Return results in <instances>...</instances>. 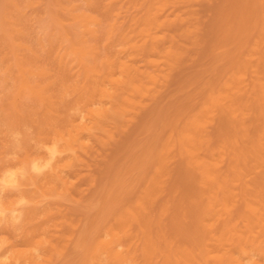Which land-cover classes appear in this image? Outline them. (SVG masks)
I'll list each match as a JSON object with an SVG mask.
<instances>
[{"label":"rangeland","instance_id":"1","mask_svg":"<svg viewBox=\"0 0 264 264\" xmlns=\"http://www.w3.org/2000/svg\"><path fill=\"white\" fill-rule=\"evenodd\" d=\"M229 1H231V2H229ZM259 1H260V3H259ZM211 2H210V0H0V85H3V86H0V100L1 101L3 100L2 102H0V106H1L0 107V110H1V112H0V121H1L0 127L2 128L3 125L5 126V127L3 126L4 130H1V128H0V139H1V141L3 140L5 142L4 143L2 141L3 142L2 143L0 141V147H1L0 148V153H1L0 159L2 158L0 160V171H2V172H0V176H1L0 177V197H1L0 198V230L2 229V231H0V237L2 236L0 238V260H2V258L3 259L5 258L4 261L2 260L3 264H17L19 262V260H22V261H20L21 264H25V263L26 264H30V263L31 264H46V262L48 264H54V263L55 264H73V262L75 260H76V262H74V264L75 263H77V264H102V263L106 264V259L109 260V258H110V260L108 261L109 264H117V263L122 264V262H120L121 260L123 261V264H134L135 262L136 263L138 262V264L139 263L140 264H143V263L146 264V262H148L147 264H165V263L168 264L170 262H171L170 264H174V262H175V264L176 263L177 264H180V263L181 264H184V263L185 264H196V262L199 260H200L199 261L200 264H211L212 262H213V264H221L222 261L224 264V261L226 262V260L228 262H226L225 264H237V263L238 264H246V263L249 264L250 262H252V260H253V262L250 264H262V262H264V260L261 262V260L264 258V256H263V254H264V252H263L264 251V243H263L264 242V240H263L264 236H262V234L264 235V231L260 232V230H264V228H263L264 227V220H263L264 219L263 218L264 217V213H263V211H264V202H263L264 201V198H263L264 197V192H263L264 191V181L261 182L262 180H264V179H262V177L264 176V167H262V165H264V161L261 162V160H264L263 159L264 158V156H263L264 145L261 144L262 142H264V131L262 130V129H264V124H263L264 119L262 118V117H264L263 116L264 113H263V115L261 114L262 112H264V110L259 109L260 106L258 105V104H260V105L262 104L263 107L262 106L261 107L264 109V105H263L264 101L261 100L262 97L264 100V96L262 95L264 93V91L262 92V90H264V88H262V87H264V81H263L264 77H263V80L260 77L262 81H259L260 79H258V81L260 83L259 82L254 83V80L256 82V79L259 78V77L255 78V73H256V76H261L264 72L263 71L264 69L262 68V65H263L262 63H264V61H262L264 59V49H263L264 48L263 47L264 46V23H263L264 22L263 21L264 20V13H261L264 11V9H263L264 8V0H255V2H254V0H215V1L213 0ZM214 3L215 4L218 3L217 4L218 6L215 5ZM258 4H260V5H258ZM212 6L213 7L215 6L214 10H213ZM251 6L253 8L255 7V9H253ZM259 6H261L263 8L261 9V7L259 8ZM232 7L235 9H233ZM216 12H217V14H216ZM250 12H252L253 14ZM254 12L257 14H255ZM223 14H225V15L223 16ZM218 15H219V17H218ZM232 15H235V16L232 17ZM252 15H253V17H252ZM254 15L255 16L257 15V16L255 17ZM47 16H49V17H47ZM192 16H194V17H192ZM197 18H198V20H197ZM226 18H228V19H226ZM233 18H234V20H233ZM171 19H173V20H171ZM259 19H261V20H259ZM187 21H189V22H187ZM231 21H232V24L230 23ZM254 22L256 24H253ZM211 23H212V25H211ZM250 23H252V24H250ZM255 25H258V26L261 25L262 27L261 26L258 27ZM167 26H168V28H167ZM211 26H212V28H211ZM250 26H251V28H250ZM252 27L254 28V31L256 29L255 32L252 30L253 29ZM29 28H31V29H29ZM137 28H139V29H137ZM44 29H46V30H44ZM224 29L226 31H228L229 33L228 32L226 33ZM210 31H211V34H213L212 36L210 34ZM258 31H259V33H258ZM135 33H136V35H134ZM196 33H197V35H196ZM230 33H231V36H230ZM254 34H256V35H254ZM154 36H156V37H154ZM208 37H209V39H208ZM232 37H233L234 41L232 40ZM23 38H25V39H23ZM58 38H61V39H58ZM246 38L248 40L247 41L248 45L246 44V40H245ZM38 40H40V41H38ZM48 40H50L49 43H48ZM157 40H159V41H157ZM168 40H170V41H168ZM174 40H176L175 41L176 43L173 42ZM209 40H210V42H209ZM51 41H52V43H50ZM226 41H228L230 43H228ZM251 41H252V43H250ZM254 41H256V42H254ZM39 42H40V44H39ZM163 42H165L166 44L163 45ZM233 43H235L234 46H233ZM255 44L257 47L255 46ZM32 45H33V47H32ZM53 45H56V46H53ZM157 45L159 47H162V49L164 50V52L166 54L164 56V53L163 54L161 53V57H159L160 59L158 58L160 60V62H158V60L155 59L156 56H154V53L152 52L153 48L157 47ZM161 45H163V46H161ZM165 45H166V47H164ZM176 45H178V48ZM220 45H222V47ZM229 45H231V46H229ZM250 45H252L253 47L250 48L251 47ZM46 46L48 49L46 48ZM240 46H241V48H239ZM52 47H54L56 49H54ZM172 48L174 50H177V52L174 51ZM212 48H216V50H213ZM72 49H73V51H72ZM254 49L256 50V52ZM59 51H60V53H59ZM167 51L170 53H168ZM178 51H181V52L178 53ZM148 52H150V53L147 56L146 54ZM172 52H173V54H172ZM174 52H175V54L178 53L177 55L179 57H183V58H179L178 56H176L174 54ZM204 52H207V53H204ZM151 53H152V55H151ZM180 53L182 55H180ZM208 53H209V55H207ZM240 53H242V54L240 55ZM203 54H205L204 55L205 57L203 56ZM210 54H212V55H210ZM221 54H222V56H221ZM191 55H192V57H191ZM206 55H207V57H206ZM185 56H186V58H184ZM189 56L191 57V59ZM203 58H205V59L208 58V59L205 60ZM179 59H181V61H179ZM161 60H163V62ZM168 60H170V61H168ZM190 60H192V61H190ZM167 61H168V63L174 62L175 64L171 63V64H169L170 65L169 66V65H167L168 64ZM184 61H187V62H184ZM154 62H156V64H154ZM181 63H182V65H181ZM260 63H261V67L259 66ZM97 64H99V65L97 66ZM146 65L148 66L147 68H146ZM174 65H176V66H174ZM195 65H197V67ZM215 65H216V67H215ZM256 65H257V67L258 66L259 67L258 68L255 67ZM154 66L155 67L159 66V67L157 69ZM194 66H195V68H194ZM127 67L129 68L130 71L128 70ZM171 67L172 68L174 67V69H172ZM211 67H213V68H211ZM226 68L228 69V71ZM241 69L242 70L244 69V70L241 71ZM260 69H263V70H260ZM148 70H150V71H148ZM209 70H211V72L208 74ZM223 70H225L228 73L226 75L223 74L222 72L226 73ZM255 70H256V72H255ZM245 71H246V73H243ZM125 72H127V73H125ZM217 72H221V73H217ZM235 72L238 74H236ZM257 72L260 73L261 75L260 74L257 75ZM55 73H57V75ZM212 73H213V75H212ZM54 74L56 76H58V78ZM117 74H119V75H117ZM220 74H222L221 77L223 76L222 77L223 79L220 78ZM230 74L231 75L233 74L232 75L233 77L235 75L236 76L238 75L237 78L242 77V79H244L246 82L242 79L241 80L236 79V77L233 78ZM207 75H209V76L207 79H205ZM218 75H219V77H216ZM125 76H126V78H125ZM202 77H204V78H202ZM209 77L211 80L209 79ZM211 77L212 78L216 77V79H218L221 83L218 81L220 83L219 84L216 79L213 80ZM226 79L231 81V83H233V82H235V80H237L234 83L236 85V87H235V85H233V84L231 85V83H228L229 81L226 82ZM6 80L8 81L7 83H6ZM203 80H206V81H203ZM222 81L224 84L222 83ZM240 81H241V83H240ZM2 82H4V83H2ZM201 82L203 83V85L201 84ZM237 82H238V84H236ZM261 82H263V86L261 85L262 84ZM30 83H32V84H30ZM135 83H136V85H135ZM206 83H209V85ZM239 83H240V85H239ZM33 84L36 87H34ZM224 85H225V87H223ZM243 85L244 86L246 85V87L249 88V90H246L247 88L244 87ZM8 86H9L10 90H9ZM61 86H62V88H60ZM230 86H232V87H230ZM233 86H234V88H233ZM240 86L244 87V89H242ZM4 87H6V89ZM51 87H53V88H51ZM206 87H207V89H206ZM216 87H217V90H216ZM238 87H240V89ZM225 88L228 91L225 90ZM235 88H238L237 91ZM258 88L261 89V91H260L261 93L260 92L259 93L262 95V97L258 93V95H260L259 97L261 99L258 98V95H257ZM204 89H205V91L207 90L206 92H208V90H209V92H208L209 96L213 95V98L214 97H216V98L211 99V97H209L207 93L206 94L204 93L205 92ZM219 89L222 91L223 90L227 91V92L222 93L221 91H219ZM230 89H232V92L234 91L233 95H230L231 94V92L229 91ZM50 90L53 91V93ZM115 90H116V92H115ZM199 90H200V92H199ZM32 91L36 92V94L34 92H33L34 93L33 94ZM59 91H61L62 93ZM50 92H51V94H49ZM211 92H213V93H211ZM227 93L230 96L227 95ZM200 94H201V96H200ZM35 95H38V96H35ZM49 95L51 96V98ZM222 95H224V96H222ZM225 95H226V98L229 96L227 100H225ZM203 96H205V97H203ZM221 96H222V98L224 97L223 100H222ZM52 97H54V98H52ZM198 97H203V98H198ZM218 97H220V98H218ZM92 98H93V100H92ZM53 99H54V101H53ZM207 100H208V103H205V102H207ZM213 100H215V102ZM257 100H261V101H259L257 103ZM14 101H16V102L13 105ZM35 101H37V102H35ZM218 101H219V105L217 107ZM4 102H5V105H4ZM194 102H196V103L194 104ZM233 102L236 104V106L238 108L235 107V104ZM35 103H38V104H35ZM202 103L203 104L205 103L204 107L201 106ZM229 103H232L231 104L232 106L234 104V107H232V106H230L232 108L228 107V105H230ZM255 103H256L257 107L259 106L258 109L256 107L258 112L254 108ZM23 104L26 107H23ZM34 104L38 107L40 105L39 108L44 107L41 105H46V107H47V105L50 106L51 107V111H50L51 116L48 115L49 110H50L49 107H47L49 109H47V108L41 109V110H43L42 111L43 114H42L40 109L38 107H35ZM57 104H58V106H57ZM196 104H198V105H196ZM10 105H12V106H10ZM71 105L73 108L71 107ZM186 105L188 107L192 106V108H188ZM6 106L10 107V109L7 108ZM239 106L241 107V109H239ZM246 106H247V108H245ZM20 107H21V110H19ZM92 107H93V109H92ZM211 107H213V108H211ZM249 107H251V108L249 109ZM252 107L254 108L255 111H253ZM16 108H18V110ZM22 108H24V109L26 108V109L22 110ZM28 108L30 109V112H29ZM53 108H55L56 110ZM187 108L190 110L186 111L185 109H187ZM234 108H237L236 112L234 111L235 110ZM242 108H243V112L246 111L245 113H243L241 111ZM5 109L8 111H6ZM206 109H208V110H206ZM212 109H214V110H212ZM228 109H229V111L232 109L230 113L228 112ZM247 109H248V111H247ZM260 110H262V111H260ZM18 111H20V112H18ZM23 111H24V113H23ZM46 111H48V112H46ZM56 111L59 113H57ZM61 111H63L64 113H62ZM129 111H130V113H127ZM239 111H240V113H239ZM16 112H17V114H15ZM199 112H201V115ZM82 113H84L85 115ZM174 113H175V115H174ZM186 113L189 115H187ZM203 113H205V114H203ZM206 113L208 116L206 115ZM237 113H239V114H237ZM19 114H22V115H19ZM24 114H25V118L23 120L22 116H24ZM33 114H35V116ZM69 114L71 115V117H69L70 116ZM213 114H214V116H213ZM13 115H15V116L19 115V116L15 117ZM43 115H46L47 117L43 116ZM55 115L57 117H54ZM190 115L192 116V118H190L191 117ZM204 115L207 116L206 119L203 118ZM257 115H260V116L262 115V116L259 117ZM4 116H6V117L9 116L8 117L9 119H7V118L5 119ZM40 116L41 117L43 116V117L41 118ZM194 116H196V117H194ZM197 116H198L199 120L197 119ZM1 117L3 118V120H6V121H2ZM12 117H14L13 118L14 120L12 119ZM44 117H46L47 120H49V119L50 120L49 121L44 120ZM199 117L203 118V120H201ZM21 118H22V120H21ZM71 118H73V119H71ZM187 118H189V120L195 118L197 120V125L195 126L196 128H194V126H191V127L188 126V128H187L188 131L193 132V134L192 133L190 134V132L187 131L188 134L191 137L195 136V137H192L193 141H194V149H193V152L188 155V156H190L192 154L191 157H187V155H184V157H185V159H184L183 155L179 152L177 140H173L172 136L174 135V133L177 132L176 128H178L182 122H184L185 120L187 122H189V120ZM16 119H18V120L16 121ZM33 119H34V121H31ZM68 119L73 120V122L71 120H68ZM10 120L12 121V123ZM29 120H30L31 124H33L32 122H35L34 125H31L29 123ZM52 120H54V121H52ZM174 120L177 123H172ZM208 120H210V121H208ZM22 121H23L24 127L26 125L28 126V128H27V126L25 127V130L27 129L28 131L27 130L24 131ZM44 121H46L49 126L46 125V122H44ZM126 121H128V123ZM202 121H203V123H202ZM37 122H39V123H37ZM210 122H211V124H210ZM57 123L59 124L60 127L56 126V125H58ZM68 123L71 125V127ZM75 123H76V125H75ZM105 124H106V126H105ZM173 124H174V126H173ZM206 124L211 125L212 128L210 127V129H209L208 128L209 125L207 126ZM10 125H11V127H10ZM38 125L39 126L41 125V126L39 127ZM50 125H52V126H50ZM66 125L69 127H67ZM177 125H178V127H176ZM187 125H189V124H187ZM200 125H201V128H200ZM42 126L46 127V128H43ZM54 126H56V127H54ZM63 126H65L67 129ZM168 126H171V127L168 128ZM203 126H204V129H202ZM158 127H160L161 129H159ZM197 127H199V128H197ZM9 128L13 129V131H11ZM56 128L57 129L59 128L62 133L59 131V129L56 130ZM61 128H64V129L61 130ZM207 128H208V130H207ZM68 129L69 130L73 129V130L69 131ZM19 130H20V132H22V130H23V133H20ZM67 130L69 133V134L67 133L68 136L64 135L65 133H63L65 131L67 132ZM108 130H110V131H108ZM165 130H166V132H165ZM192 130H194V131H192ZM197 130H198V132H197ZM39 131H40V133H39ZM111 131H113L114 133L112 132L113 134H111ZM261 131H263V132H261ZM3 132H5V133L3 134ZM6 132H8V133H6ZM54 132H55V134H53ZM201 132H204V133L202 134ZM258 132L262 133L263 136L262 135L260 136V134ZM43 133L46 136H44ZM57 133H59L60 135ZM171 133H172V135H171ZM2 134H3V136H2ZM13 134H15V135H13ZM26 134H28V136H25ZM34 134L35 135L38 134L39 136L38 135L34 136ZM47 134H49V135H47ZM56 134L59 136L58 138H56L57 136H54ZM196 134L198 135V137L199 136L200 137L198 138L196 136ZM204 134H207V135H204ZM163 135H164V137H163ZM14 136H15V138H13ZM48 136H51V138ZM53 136L55 137V139H53ZM140 136H142V137H140ZM201 136H205V137H201ZM208 136L211 139H209ZM259 136L262 138H259ZM16 137L19 138V140L16 139ZM32 137L34 139H32ZM36 137H38V138H36ZM60 137H62V138H60ZM153 137H155V138H153ZM39 138L41 139L42 144L43 143L47 144V145L43 144L44 148H43V145L40 143ZM165 138L167 139V142L168 141H170V142L167 143ZM252 138H253V140H252ZM213 139H216V140H213ZM249 139L252 141H255L256 143L255 142L252 143V141H249ZM257 139H259V140H257ZM260 139H262V141ZM49 140H50V142H49ZM154 140H156V142H154ZM201 140H203V141H201ZM51 141H53V142H51ZM198 141H199V143L200 142L201 143L199 144ZM219 141L221 144H219ZM163 142L165 143L164 145H162ZM195 142H196V144H198V146L200 145V147H197ZM17 143L20 144V146H18V148L16 147L17 145H19ZM28 143L31 146L28 145ZM157 143L159 145V149L160 150L162 149L161 150L162 153L166 154V152H168V151L173 152V155L170 156L171 159L164 160V163H161V165L159 164L160 166L159 165L155 166V158H154L155 154L154 153L156 151L160 152V150L158 149ZM217 143H218V145H217ZM7 144H9V145L6 146ZM34 144H35V146H34ZM48 144L50 146H48ZM93 144H96V145H93ZM204 144L208 145V146H205ZM255 144H257V147L255 146ZM2 145H3V147H2ZM21 146H23V148ZM170 146H171V149H170ZM222 146L225 149L222 148ZM248 146H250V147H248ZM253 146H255V147H253ZM259 147H262L263 149L259 148ZM24 148H25V150H24ZM199 148L201 151L204 150V152L206 149L209 148V151H208V153L207 152L202 153L201 151H199ZM202 148H205V149H202ZM211 148H213L215 150V152ZM248 148H249V150H248ZM257 148H259V150H261V152L262 151L263 152L261 153V152L257 151ZM4 149H6L7 151ZM195 149H197V151ZM218 149L223 151L222 152L223 154L221 153V151L220 152L217 151ZM12 150H14L13 153H16V154L11 153ZM4 151H6V152H4ZM16 151H18V152H16ZM26 151H27V154H26ZM224 151H225V153H224ZM39 152L41 153V155H43L42 158H41V155ZM36 153H37V155L38 154L39 155L37 156ZM43 153H46V154H43ZM197 153L199 154L200 158L196 156ZM227 153L230 155H227ZM256 153H258V154H256ZM8 154H9V156H6ZM22 154H24V157ZM33 154H35V155H33ZM193 154H195V155H193ZM214 154H215V157L218 155L219 156L214 158ZM221 154L222 155L226 154L227 157H226V155L221 156ZM260 154L262 156H258ZM27 155L29 156V159H28ZM30 155H33V157L36 156L39 159H37L35 157L31 158ZM146 155H147V157H146ZM205 155H207V156H205ZM257 156L261 157L262 159L257 158ZM3 157L4 158L6 157V159H3ZM14 157H15V160L17 158V160H16L17 162L15 160H13ZM44 157H46V158H44ZM192 157H195V158H192ZM223 157L226 158V162L224 161L225 159ZM8 158H9V161L7 160ZM188 158H190V159H188ZM220 158H221L222 162H220ZM192 159H194L195 162H193L194 160L192 161ZM203 159H206V161ZM188 160H189V163H188ZM201 160H202V162H201ZM10 161L13 164L9 163ZM18 161H19V163H18ZM36 161H37V164H36ZM20 162L22 164H20ZM196 162H198L197 165H196ZM145 163H147V164H145ZM193 163H195L194 164L195 166L193 165ZM209 163L212 164L214 167L213 166L211 167V165ZM215 163H216V166H215ZM17 164H18V166H17ZM219 164L222 165V167ZM224 164L226 167L224 166ZM1 166H3V167H1ZM196 166H197V170L195 169ZM199 166H200V168H199ZM202 166L204 168H202ZM257 166H259V167H257ZM6 167H8V168H6ZM148 167H149V170L146 169ZM207 167H208V169H207ZM3 168H4V170H3ZM13 168H14V170H13ZM154 168H155V170H153ZM215 168L220 169L221 172H218V169L216 170ZM201 169H202V172H201ZM60 170L61 171L63 170V171L61 172ZM189 170L192 173L193 172L194 173L191 174V172H189ZM208 170L210 171V173H207ZM132 171H133V173H132ZM187 171L189 172V176H188ZM214 171H216L218 174H216V172H214ZM63 172L65 173V175ZM148 172H149V174H148ZM161 172H163V173H161ZM230 172H231V174H230ZM220 173H222L223 176H221ZM234 173H236V174H234ZM74 174H76V175H74ZM77 174L80 176V178H78L79 176ZM143 174H144V176H143ZM157 174H160V175L162 174V175H161V177L160 176L157 177ZM195 174H197L199 176L198 177L196 175V177L198 179L197 181L199 184L194 183V182H196L195 181V179H196ZM200 174H202V175H200ZM243 174H245V175L243 176ZM97 175H99V176H97ZM127 175H128V177H126ZM155 175H156V177H155ZM238 175H240V177ZM72 176H74V177H72ZM75 176H76V178H75ZM92 176H94V177H92ZM191 176H194V179H190ZM205 176H206V179H205ZM207 176L209 177V179L212 180V182H211V180L208 179ZM225 176H227L228 179H227V177L225 179ZM65 177H66V179H65ZM99 177H100V179H99ZM148 177H149V179H148ZM187 177H189V179H187ZM214 177H215V179H214ZM217 177H218V179H217ZM220 177H221V179H220ZM222 177H224V181H223ZM231 177L233 180L231 179ZM234 177L236 180L234 179ZM237 177H238V179H237ZM244 177L246 180H244ZM141 179H142V181H141ZM106 180H107V182H106ZM216 180H218V181H216ZM226 180H228L229 184L226 183L227 182ZM238 180L240 182L239 184H237ZM240 180H242L243 183H241L242 181H240ZM189 181H190V183H189ZM206 181H208V182L206 183ZM244 181H245V183H244ZM247 181L250 182L252 185L249 184ZM116 182H118V183H116ZM119 182H121V183H119ZM209 182H210V184H209ZM218 182H220V184ZM231 182H234V184H235V182H237V183L235 184V186H233L234 184H232ZM211 183H213V184H211ZM221 183H223V185H225V186H223ZM141 184H143V185H141ZM241 184H244L246 186L241 185ZM144 185H145V187H144ZM220 185H222V187ZM256 185L260 186V187H257ZM147 186H149V187H147ZM155 186L157 189L155 188ZM199 186L202 187L204 190L202 188H200ZM206 186H207V188H205ZM217 186L219 187V190H218ZM247 186H249V188H247ZM111 187H113V188H111ZM146 187L148 188V190H146L147 189ZM150 187L154 191H152L150 189ZM234 187L236 188V190H240V191L238 192V191L234 190L233 189ZM241 187L242 188L246 187V189L245 188L242 189ZM250 187H252V188L256 187L257 189L253 188L252 190L253 191L255 190V192L251 193L252 190H250L251 189ZM192 188H193V190H191ZM214 188L217 189L219 192L218 191L215 192L216 190ZM222 188L224 191L222 190ZM237 188H239V189H237ZM241 189H242V191H241ZM143 190L145 191V193H144L145 196L144 195L141 196V193L144 192ZM149 190L152 191L153 193H150ZM198 190H201V191H198ZM205 190H206V192H205ZM245 190H247L248 192H246ZM107 191L110 193V195L106 194ZM147 191H148V194L152 195V197L150 195H148V197L150 196L151 199L146 197ZM156 191L159 192V194ZM225 191L228 193V196L226 195ZM70 192H72V193H70ZM244 192H245L244 196H246V197H243V195L241 196V194H243ZM198 193L202 194V197L205 196L208 198H205V197L202 198L201 197L202 199H200L201 195L200 194L198 195ZM220 193H221V198L219 195ZM256 193H257V195H256ZM136 194H137V196H136ZM153 194H155V195H153ZM216 194L219 196L216 197L217 196ZM252 194H254L255 197H253ZM20 195H22V196H20ZM43 196H46L47 198H44ZM49 196L50 197L53 196V197H51V199L53 198V201L50 199ZM76 196H78L79 199ZM104 196H106V198ZM195 196H197V197L199 196V197L195 198ZM226 196L229 198L226 199ZM5 197H8V200L6 198V201H5L4 200ZM54 197L57 198V202H59L60 204L55 202L56 198L54 199ZM102 197H104V198L101 199ZM237 197H238V199H237ZM241 197L243 199L245 198V200H243ZM249 197H251V200L248 199ZM210 198H212V199L210 200ZM216 198H217L219 203L216 202L217 201ZM256 198L258 199L259 203L257 202ZM46 199H47V201H46ZM60 199H62V200H60ZM129 199L133 200L135 202L129 203V202H132ZM25 200H27V201H25ZM58 200H60V201H58ZM128 200H129V202H128ZM200 200L203 201V203H205V204L207 203L205 208H204L205 204H203L201 206L199 205V203L202 204V202ZM214 200H215V204H214ZM228 200H230L229 201L230 203H228ZM141 201H145V203L148 201L146 203L147 205L142 203ZM188 201H189V203H188ZM195 201L197 202L196 205L198 204L199 206L198 205L196 206L195 204H193ZM204 201H206V202H204ZM220 201L221 202L223 201L222 204ZM224 201H226V202H224ZM232 201L237 202L239 204L234 203ZM238 201H240V202H238ZM105 202H107L106 205H104ZM120 202L122 203V205L124 207L121 206ZM137 202H140V203H137ZM245 202H247V203L250 202L251 204L250 203L246 204ZM254 202L256 204H258L260 209L262 208V211L260 209L258 211V207L256 204H254ZM33 203H34V205H33ZM49 203H50V205L53 204L54 206L53 205L49 206ZM240 203H241V206H239ZM126 204H128V205L131 204L130 205L131 208H129ZM176 204H178V205H176ZM211 204H213L214 208L212 207ZM235 204H236L237 208H236ZM19 205H21V207ZM97 205L99 208L97 207ZM215 205H218L219 207L215 206ZM220 205H221V207H220ZM16 206H19V208ZM61 206H63L64 209L61 208ZM87 206H89L90 208H88ZM106 206H107V208H106ZM134 206H135V208H134ZM137 206H138V209L140 208L141 211L135 210V209H137ZM192 206H194V209H195V207L196 208L198 207L199 210L195 209L194 210L195 212L191 211L193 209V208H191ZM119 207H120V209H119ZM125 207L129 208V209L126 208L127 209L126 212L122 211V210H126ZM200 207H202L203 209H201ZM228 207H229V209H228ZM22 208L24 210H22ZM47 208H49V209L46 210ZM67 208H69V209H67ZM86 208H88V211H86L87 210ZM103 208H104V210H103ZM141 208H143V209H141ZM147 208H148V210H146ZM219 208H220V212L218 210ZM223 208H224V210H222ZM19 209H20V211H19ZM51 209H53L54 211H51ZM112 209H114V210H112ZM171 209H172V211H171L172 213L176 212V213H174V215H171V212L169 211ZM210 209L212 210V213H211ZM216 209L218 210V212ZM251 209H253V210L251 211ZM129 210H130V212L132 211V213H128ZM176 210H178V212ZM196 210L199 211L202 216H200V214L198 212L197 213L199 214V216H198V214L197 215L194 214V213H196ZM214 210H215V213H213ZM226 210H227V212H226ZM243 210H245V212H243ZM256 210H257V212H255ZM46 211H48V212H46ZM62 211H65V212L63 213ZM148 211H150V213ZM153 211H155V212H153ZM223 211H225L224 212L225 214L223 213ZM247 211H250V212L248 213ZM39 212L40 213L43 212L42 215H40ZM109 212H111L112 214L111 213L109 214ZM118 212H120V213H118ZM122 212H125V213H122ZM135 212L137 213V215L135 214ZM185 212L188 214H186ZM191 212L192 213L194 212L193 215H191ZM208 212L210 213V217L212 219L214 218L213 223H212V220L210 219V217L208 216V214H209ZM242 212L244 215H242ZM261 212L263 214H261ZM44 213H46L48 215H46ZM116 213H118V216L121 219L116 218L117 217ZM151 213L153 214V216ZM158 213H159V217H158ZM165 213H167V215ZM206 213H208V214H206ZM216 213H217V215H216ZM227 213L231 214V216L229 214H228V216H226ZM235 213H236V215H235ZM61 214L63 215V217L65 216L64 218H66V220L62 217ZM99 214H100V216H99ZM101 214H102V216H101ZM114 214H116V215L114 216ZM131 214H133V215H131ZM148 214H150V216H148ZM203 214H204V216H203ZM214 214L217 217L216 219H215ZM250 214H252V215H250ZM44 215H46V216H44ZM73 215H75V216H73ZM126 215H128V216H126ZM178 215H181V216L179 217ZM219 215H220V217H219ZM59 216H61L62 219ZM136 216L137 217L139 216V219L134 218ZM207 216L209 218H207ZM49 217H52V218H49ZM68 217H69V219H68ZM124 217H125V220L121 221L122 219H124ZM140 217L147 218V221H146V219H143V218H141L142 220H140ZM173 217H175V219ZM195 217H197L196 223H195V220L193 219ZM202 217H204V218H202ZM218 217H219V220H218ZM221 217H222V219L224 217V223L221 222L222 221ZM234 217L237 220H235ZM94 218H95V220H94ZM153 218H155V219H153ZM156 218H157V221L160 220L159 223L154 221V220H156ZM177 218H179L180 221ZM201 218H202V220H201ZM205 218L207 219L206 221H204ZM98 219L103 221V223L99 222ZM112 219H114V221L116 219V221H115L116 224L113 222ZM135 219H136V222H135ZM181 219H183V221ZM191 219H193V220H191ZM226 219H228L229 225H227L226 222H228V221ZM254 219H255V221H254ZM51 220L53 223H55V222L56 223L51 224ZM78 220H80V221H78ZM117 220H119L121 222H118ZM167 220H169L168 224H171V227H170V225H168L169 227H166L167 225L165 224V222L167 223ZM209 220L211 223L209 222ZM59 221H61V222H59ZM67 221H68V223H67ZM128 221H129V223H128ZM151 221L152 222L154 221V223H152ZM170 221H172L173 224L170 223ZM184 221H185V223H184ZM187 221L190 222L189 226L191 225V230H190V227L188 226ZM251 221L253 222V225L251 224L252 223ZM111 222H113L112 225L110 224ZM145 222H146V225H147V222L149 225L146 226ZM192 222L195 224V227H193L194 224L192 226V224H191ZM201 222H202V224H201ZM219 222H220V224L223 223V225L218 224ZM244 222L246 223V225L244 224ZM62 223H63V225H62ZM97 223L99 224V226H97L98 225ZM100 223H101V225H100ZM121 223H123V224H121ZM155 223L158 224V227H156L157 225ZM203 223H205L204 227L202 226ZM209 223L211 224V226ZM260 223H262V224H260ZM5 224L8 225V229H6L7 225H5ZM12 224H13V227H12ZM50 224L54 227L50 226ZM58 224H60L61 226L59 227ZM124 224H126V226H127L126 228L122 227V226H125ZM131 224L132 225L134 224L135 226L134 225L132 226ZM137 224L141 228V230H144L145 233H147V234H145L146 235L145 237L143 235L144 232L142 231L143 234L141 233V230L139 229ZM162 224H163V226H162ZM177 224H178V226H177ZM46 225H48V226H46ZM76 225L79 227V229L76 227ZM128 225L130 227L129 229H131V230L128 229ZM172 225H175V226H172ZM256 225H257V227H254ZM262 225H263V227H262ZM10 226L12 228L9 229ZM38 226H39V228H38ZM44 226H46V228L48 230L44 229ZM49 226H50V229L48 228ZM234 226H239V227L238 228L235 227L236 228L235 229ZM241 226H243V228H245V229H243ZM42 227H43V230H42ZM116 227L119 229H117ZM120 227L122 228V230ZM145 227L147 228V230ZM152 227H154V228H152ZM197 227H199V228H197ZM202 227H203V229H202ZM207 227H210V228H207ZM213 227H215V230L217 231V233L213 229ZM218 227H219V229H218ZM260 227H262V229ZM35 228H36V231H35ZM91 228L93 231L91 230ZM150 228H152L154 230L156 229L155 232H153L154 230H152ZM158 228H161L162 231ZM200 228L202 229V231ZM206 228L212 229V230L208 231ZM232 228H234V229H232ZM247 228L249 229V231H247ZM258 228H260V229H258ZM11 229H13L12 232L9 231ZM16 229H20V231L16 230ZM26 229L30 230V231L26 232ZM51 229H53V232ZM54 229H56L57 231ZM110 229H112V230H110ZM116 229L119 230L120 232L116 231ZM165 229H166V231H165ZM257 229L259 231H256ZM6 230H8L9 232L7 231L8 232L7 233ZM32 230L34 232H37V235H35L36 233H34ZM44 230H46L48 232L44 233ZM58 230L60 232L62 230L63 231V232H61L62 234ZM88 230H90L91 234ZM125 230L128 232L121 235L120 233L125 232ZM189 230L191 233H189ZM213 230H214V232H213ZM236 230H240V231H236ZM15 231H17V232H15ZM54 231H56V232H54ZM64 231L66 232L65 233L66 235L64 234ZM72 231H74V232H72ZM82 231L83 232L85 231V233L83 234ZM146 231H148L149 233ZM156 231H157V234H156ZM222 231H225V232H222ZM234 231H236V232H234ZM29 232H31L30 233L31 235H29ZM107 232H108V234H107ZM161 232H162V234H161ZM176 232H177V234H175ZM209 232H210V234H209ZM259 232H260V235L258 236ZM11 233H13L14 236ZM38 233H41V234H38ZM111 233H112V236H111ZM136 233H137V236H136ZM230 233L233 235L236 234L239 236L235 235L236 238H233L234 236L233 235L231 236ZM244 233L246 235H244ZM16 234H18V236H15ZM32 234L34 237L32 236ZM43 234H46V235H43ZM54 234H56V236ZM63 234H64V236H62ZM67 234H69V236ZM139 234H140V238H139L140 240H141V236H142V238L144 237L146 240L144 238L141 241L139 239L136 240V237H138ZM150 234L153 238H151V236L149 237ZM196 234H198V235L196 236ZM248 234L250 235V237L253 236L252 238H250L252 240H248L249 239ZM23 235L25 238L28 235V239L26 238V240H25V238H23ZM72 235H74V236L72 237ZM89 235H92V237H94V238L90 237ZM103 235L105 237H109V238L106 239L105 237H103ZM113 235H115V236H113ZM120 235H121V239H120ZM132 235H134L135 237ZM184 235L186 236V238L184 237ZM60 236L63 238H61ZM173 236H174V238H173ZM177 236H178V239H177ZM6 237H7V239H6ZM38 237H41L42 239H40ZM64 237H65V240L63 241L62 239H64ZM66 237H68L69 239ZM70 237H72V238H70ZM86 237L88 240L91 239L90 242L86 239ZM88 237H90V239ZM98 237H101V238H98ZM165 237H167V238H165ZM183 237H184V239H183ZM187 237H188V239H187ZM199 237H200V239H199ZM245 237H246V239H244ZM258 237H259V239H258ZM260 237L263 239L261 240ZM13 238L18 243H16V241ZM22 238H23V240H22ZM33 238L34 239L36 238L37 240H34ZM49 238H50V240H49ZM131 238H135V239H131ZM181 238H182V240H181ZM230 238H232V240ZM32 239H33V241H32ZM43 239L44 240L48 239L49 241L46 240V241H48V242H46ZM55 239H57V240H55ZM97 239H99V241ZM103 239L106 241H104ZM118 239H120V240L123 239L126 241L120 242ZM150 239L152 240V242L149 243L148 241H151ZM158 239H159V242L158 241L156 242V240H158ZM167 239L170 242V246H169V243L166 242V241H168ZM202 239H203L204 244L202 243ZM206 239L210 243L207 242ZM237 239L241 240L240 241L241 243L239 242V240L237 241ZM53 240H54V242H53ZM59 240H61L60 244H59L60 246L57 245L59 243ZM66 240L68 241L69 245L67 244ZM128 240H130V242ZM173 240H175V241H173ZM177 240L180 243H182L183 245L180 244ZM191 240H192V243L190 244ZM198 240H200V242ZM19 241H21V242H19ZM34 241L36 242L34 244L36 245L37 248L33 244ZM116 241H118V242H116ZM132 241H133V243H135V246L132 243ZM176 241H177V243H176ZM193 241H195V242H193ZM252 241H253V244H252ZM113 242H116L117 244H115ZM122 242L124 244L126 242V244L124 245ZM127 242H129V244H127ZM155 242H156V244H155ZM161 242H164V245H163V243L160 244ZM172 242L173 243L175 242V243L173 244ZM236 242H237V244H236ZM238 242H239V244H238ZM256 242H257V247L260 250L257 247H253L254 244H256ZM259 242H262V243L259 244ZM87 243H88V245H87ZM107 243H109V244H107ZM118 243L120 244L119 246H117ZM53 244H54V246H53ZM113 244H115V245L113 246ZM149 244H152V245H149ZM178 244H180V245H178ZM202 244H203V247H202ZM9 245H12L13 247H17V248L13 249ZM55 245L57 246L58 251H57V248L55 247ZM79 245H81V246H79ZM89 245H90V248H89L90 250L87 249L89 247ZM130 245H131V248H130ZM142 245H144V246L142 247ZM156 245H158V246H156ZM235 245L237 247H234ZM258 245L263 246V248L259 247ZM121 246L123 248H126V250L123 249ZM133 246H134L133 250L135 252L132 250V254H131V249ZM182 246H183L184 250L182 249ZM229 246H230V248H229ZM244 246H246V247H244ZM21 247H24V249ZM33 247H35V248H33ZM50 247H52L56 253H53L54 250ZM115 247H116V249H115ZM117 247H118V249H117ZM144 247H145V249H143ZM172 247H174V248H172ZM233 247L239 248V249L236 250V252H235V249H233ZM10 248L12 249V251H14L13 253H11ZM30 248H33V249H30ZM93 248H95V249L93 250ZM120 248L126 252L125 255H129V254L133 255L134 254V256L136 255L137 257L136 256L133 257L130 255L129 256L123 255L124 257H127V259H125L124 257H122V255L119 256L118 254L124 253L123 251H121ZM146 248L149 250L147 251ZM155 248H156V250H155ZM15 249L18 250V251L16 250L17 253H16ZM128 249L130 251H128ZM141 249H143V252ZM204 249L206 250V252ZM229 249L233 250L234 252L233 251L231 252V250H229ZM244 249L246 250L247 253L244 252L245 251ZM247 249H249V250H247ZM31 250L35 251V252H32ZM64 250H66V251H64ZM106 250H107V252H105ZM110 250L113 252H111ZM118 250H119V252H118ZM145 250H146V253L148 255L146 253L143 254L145 252ZM49 251H51L52 254L51 253L49 254ZM78 251H80V252H78ZM89 251H91V253ZM155 251L157 252V254L155 253ZM172 251H174L173 254H172ZM203 251H204V254H203ZM237 251L238 252L240 251V252L238 253L239 255L237 254V256H236L235 253H237ZM251 251H253L255 253L252 252V254H251ZM261 251H262V253H261ZM40 252H41V254L43 252V254L41 255ZM44 252H46V254H44ZM59 252H61L63 254H61ZM101 252L104 255L103 254L100 255ZM114 252H116V253H114ZM184 252H186V253H184ZM191 252H193V253H191ZM107 253L108 254L110 253L109 256H107L108 255ZM207 253L209 256L207 255ZM257 253L260 255L262 254V255L261 256L259 255V257H258ZM6 254H7V256H6ZM9 254H10V256H9ZM37 254H39L40 256ZM73 254L77 257L74 258ZM181 254H183V255H181ZM250 254H251L252 260H249ZM43 255H47V256L49 255V256L43 257ZM115 255L117 258L115 257ZM140 255H141V257H140ZM173 255H174V257H173ZM178 255L180 258L182 257L180 259V261H178V259H179ZM213 255L214 256L216 255V257L214 258ZM217 255H218V258H217ZM252 255H254V256H252ZM93 256H95V258H93ZM112 256H114V257H112ZM147 256H149V257L147 258ZM166 256L170 260H167ZM255 256H256V258H255ZM9 257H10V259H9ZM49 257H50V259L51 258H53V259L55 258V259L54 260L52 259L50 261ZM105 257H107V258H105ZM129 257H130V260H129ZM132 257H133V259H131ZM160 257H162V258H160ZM235 257H237L238 259L237 258L235 259ZM82 258H84V260ZM101 258H103V261L104 260L105 261L100 262L102 260ZM112 258H113V260H112ZM135 258H137V261H134ZM152 258H153V260H152ZM184 258L188 261L184 260ZM243 258H245V261L242 260ZM257 258H259V260H257ZM44 259H46V260H44ZM146 259H147V261H146ZM207 259H208V261H207ZM234 259L236 260L235 263H234ZM5 260H7V261H5ZM9 260L11 262L12 261L13 262L11 263ZM158 260H159V263L157 262ZM190 260H191V262H190ZM230 260H231V262H230ZM254 260H256V261H254ZM128 261H132V262L129 263ZM248 261H250V262H248ZM34 262H36V263H34ZM108 262H107V264H108ZM18 264H20V263H18Z\"/></svg>","mask_w":264,"mask_h":264},{"label":"bare ground","instance_id":"2","mask_svg":"<svg viewBox=\"0 0 264 264\" xmlns=\"http://www.w3.org/2000/svg\"><path fill=\"white\" fill-rule=\"evenodd\" d=\"M211 1H213V0H210V2H211ZM214 1H215V0H214ZM229 2H231V1H229ZM245 2H246V1H245ZM252 2H253V1H252ZM254 2H255V0H254ZM7 3H8V2H7ZM211 3H212V2H211ZM225 3H226V2H225ZM259 3H260V1H259ZM214 4H215V3H214ZM217 4H218V3H217ZM217 4H215V5H217ZM251 4H252V3H251ZM254 4H255V3H254ZM52 5H53V4H52ZM219 5H220V4H219ZM258 5H260V4H258ZM217 6H218V5H217ZM254 6H255V5H254ZM53 7H54V6H53ZM53 7H52V8H53ZM212 7H213V6H212ZM214 7H215V6H214ZM214 7H213V10L215 9ZM251 7H252V6H251ZM260 7H261V6H259V8H260ZM232 8H233V7H232ZM252 8H253V7H252ZM262 8H263V7H261V9H262ZM217 9H218V8H217ZM217 9H216V10H217ZM233 9H235V8H233ZM236 9H237V8H236ZM253 9H255V7H254ZM263 9H264V8H263ZM50 10H51V9H50ZM54 10H55V9H54ZM247 10H248V9H247ZM56 11H57V10H56ZM217 11H218V10H217ZM236 11H237V10H236ZM262 11H263V10H262ZM177 12H178V11H177ZM220 12H221V11H220ZM258 12H259V11H258ZM260 12H261V11H260ZM184 13H185V12H184ZM186 13H187V12H186ZM224 13H225V12H224ZM250 13H252V12H250ZM254 13H255V12H254ZM261 13H264V11L261 12ZM216 14H217V12H216ZM221 14H222V13H221ZM252 14H253V13H252ZM255 14H257V13H255ZM186 15H187V14H186ZM224 15H225V14H223V16H224ZM260 15H261V14H260ZM195 16H196V15H195ZM233 16H235V15H232V17H233ZM243 16H244V15H243ZM254 16H255V15H254ZM256 16H257V15H256ZM256 16H255V17H256ZM47 17H49V16H47ZM192 17H194V16H192ZM218 17H219V15H218ZM252 17H253V15H252ZM259 17H260V16H259ZM52 18H53V17H52ZM52 18H51V19H52ZM222 18H223V17H222ZM257 18H258V17H257ZM42 19H43V18H42ZM51 19H50V20H51ZM207 19H208V18H207ZM226 19H228V18H226ZM171 20H173V19H171ZM197 20H198V18H197ZM233 20H234V18H233ZM259 20H261V19H259ZM262 20H263V19H262ZM46 21H47V20H46ZM191 21H192V20H191ZM229 21H230V20H229ZM263 21H264V20H263ZM263 21H262V22H263ZM166 22H167V21H166ZM187 22H189V21H187ZM252 22H253V21H252ZM256 22H257V21H256ZM202 23H203V22H202ZM228 23H229V22H228ZM230 23L232 24V21H231ZM263 23H264V22H263ZM20 24H21V23H20ZM247 24H248V23H247ZM250 24H252V23H250ZM253 24H256V23L254 22ZM74 25H75V24H74ZM211 25H212V23H211ZM233 25H234V24H233ZM176 26H177V25H176ZM225 26H226V25H225ZM255 26H258V25H255ZM260 26H261V25H260ZM260 26H258V27H260ZM190 27H191V26H190ZM231 27H232V26H231ZM261 27H262V26H261ZM47 28H48V27H47ZM167 28H168V26H167ZM211 28H212V26H211ZM215 28H216V27H215ZM217 28H218V27H217ZM250 28H251V26H250ZM252 28H253V27H252ZM29 29H31V28H29ZM137 29H139V28H137ZM146 29H147V28H146ZM208 29H209V28H208ZM222 29H223V28H222ZM44 30H46V29H44ZM191 30H192V29H191ZM224 30H225V29H224ZM252 30L254 31V28H253ZM260 30H261V29H260ZM262 30H263V29H262ZM208 31H209V30H208ZM220 31H221V30H220ZM235 31H236V30H235ZM250 31H251V30H250ZM255 31H256V29H255ZM255 31H254V32H255ZM33 32H34V31H33ZM54 32H55V31H54ZM200 32H201V31H200ZM200 32H199V33H200ZM217 32H218V31H217ZM225 32L227 33L228 31L225 30ZM247 32H248V31H247ZM166 33H167V32H166ZM201 33H202V32H201ZM208 33H209V32H208ZM215 33H216V32H215ZM228 33H229V32H228ZM252 33H253V32H252ZM258 33H259V31H258ZM260 33H261V32H260ZM39 34H40V33H39ZM55 34H56V33H55ZM206 34H207V33H206ZM210 34H211V31H210ZM34 35H35V34H34ZM134 35H136V33H135ZM140 35H141V34H140ZM148 35H149V34H148ZM196 35H197V33H196ZM204 35H205V34H204ZM212 35H213V34H211V36H212ZM215 35H216V34H215ZM234 35H235V34H234ZM251 35H252V34H251ZM254 35H256V34H254ZM257 35H258V34H257ZM261 35H262V34H261ZM52 36H53V35H52ZM57 36H58V35H57ZM60 36H61V35H60ZM156 36H157V35H156ZM156 36H154V37H156ZM159 36H160V35H159ZM161 36H162V35H161ZM170 36H171V35H170ZM205 36H206V35H205ZM230 36H231V33H230ZM232 36H233V35H232ZM258 36H259V35H258ZM47 37H48V36H47ZM47 37H46V38H47ZM145 37H146V36H145ZM152 37H153V36H152ZM157 37H158V36H157ZM214 37H215V36H214ZM247 37H248V36H247ZM250 37H251V36H250ZM259 37H260V36H259ZM163 38H164V37H163ZM172 38H173V37H172ZM194 38H195V37H194ZM248 38H249V37H248ZM23 39H25V38H23ZM35 39H36V38H35ZM52 39H53V38H52ZM52 39H51V40H52ZM58 39H61V38H58ZM124 39H125V38H124ZM208 39H209V37H208ZM210 39H211V38H210ZM238 39H239V38H238ZM257 39H258V38H257ZM261 39H262V38H261ZM137 40H138V39H137ZM170 40H171V39H170ZM170 40H168V41H170ZM211 40H212V39H211ZM229 40H230V39H229ZM232 40L234 41L233 37H232ZM232 40H231V41H232ZM245 40H246V44H247V41H248L247 38H246ZM18 41H19V40H18ZM21 41H22V40H21ZM30 41H31V40H30ZM38 41H40V40H38ZM49 41H50V40H48V43H49ZM157 41H159V40H157ZM175 41H176V40H174L173 42H175ZM238 41H239V40H238ZM22 42H23V41H22ZM33 42H34V41H33ZM150 42H151V41H150ZM209 42H210V40H209ZM226 42H228V41H226ZM236 42H237V41H236ZM254 42H256V41H254ZM261 42H262V41H261ZM50 43H52V41H51ZM151 43H152V42H151ZM175 43H176V42H175ZM187 43H188V42H187ZM228 43H230V42H228ZM243 43H244V42H243ZM250 43H252V41H251ZM23 44H24V43H23ZM39 44H40V42H39ZM160 44H161V43H160ZM164 44H166V43L163 42V45H164ZM167 44H168V43H167ZM169 44H170V43H169ZM226 44H227V43H226ZM234 44H235V43H233V46H234ZM256 44H257V43H256ZM256 44H255V46H256ZM51 45H52V44H51ZM163 45H161V46H163ZM241 45H242V44H241ZM247 45H248V44H247ZM252 45H253V44H252ZM252 45H250V46H251L250 48L253 47ZM53 46H56V45H53ZM155 46H156V45H155ZM176 46H177V48H178V45H176ZM220 46L222 47V45H220ZM229 46H231V45H229ZM32 47H33V45H32ZM36 47H37V46H36ZM38 47H39V46H38ZM164 47H166V45H165ZM173 47H174V46H173ZM247 47H248V46H247ZM256 47H257V46H256ZM263 47H264V46H263ZM46 48H47V46H46ZM52 48H54V47H52ZM167 48H168V47H167ZM167 48H166V49H167ZM169 48H170V47H169ZM174 48H175V47H174ZM217 48H218V47H217ZM239 48H241V46H240ZM23 49H24V48H23ZM38 49H39V48H38ZM38 49H37V50H38ZM47 49H48V48H47ZM47 49H46V50H47ZM54 49H56V48H54ZM57 49H58V48H57ZM59 49H60V48H59ZM164 49H165V48H164ZM172 49H173V48H172ZM175 49H176V48H175ZM212 49H213V50H216V48H212ZM219 49H220V48H219ZM256 49H257V48H256ZM263 49H264V48H263ZM173 50H174V49H173ZM178 50H179V49H178ZM210 50H211V49H210ZM254 50H255V49H254ZM33 51H34V50H33ZM47 51H48V50H47ZM47 51H46V52H47ZM72 51H73V49H72ZM171 51H172V50H171ZM174 51L177 52V50H174ZM235 51H236V50H235ZM35 52H36V51H35ZM41 52H42V51H41ZM62 52H63V51H62ZM70 52H71V51H70ZM130 52H131V51H130ZM132 52H133V51H132ZM140 52H141V51H140ZM142 52H143V51H142ZM152 52L154 53V56H156L155 59L158 60V62H160V60H159L160 58H159V57H161V53H162V54L164 53V56L166 55L165 52H164V50L162 49V47H159L158 45H157V47H154V48H153ZM167 52H168V51H167ZM179 52H181V51H178V53H179ZM214 52H215V51H214ZM219 52H220V51H219ZM255 52H256V50H255ZM262 52H263V51H262ZM262 52H261V53H262ZM18 53H19V52H18ZM39 53H40V52H39ZM59 53H60V51H59ZM149 53H150V52H148L146 55L148 56ZM168 53H170V52H168ZM178 53H177V54H178ZM204 53H207V52H204ZM212 53H213V52H212ZM247 53H248V52H247ZM247 53H246V54H247ZM43 54H44V53H43ZM55 54H56V53H55ZM172 54H173V52H172ZM174 54H175V52H174ZM177 54H175V55L178 56ZM241 54H242V53H240V55H241ZM259 54H260V53H259ZM128 55H129V54H128ZM151 55H152V53H151ZM170 55H171V54H170ZM180 55H182V54L180 53ZM204 55H205V54H203V56H204ZM207 55H209V53H208ZM207 55H206V57H207ZM210 55H212V54H210ZM219 55H220V54H219ZM260 55H261V54H260ZM37 56H38V55H37ZM59 56H60V55H59ZM67 56H68V55H67ZM143 56H144V55H143ZM149 56H150V55H149ZM199 56H200V55H199ZM201 56H202V55H201ZM221 56H222V54H221ZM38 57H39V56H38ZM70 57H71V56H70ZM169 57H170V56H169ZM169 57H168V58H169ZM178 57H179V56H178ZM189 57H190V56H189ZM191 57H192V55H191ZM191 57H190V59H191ZM204 57H205V56H204ZM243 57H244V56H243ZM258 57H259V56H258ZM31 58H32V57H31ZM34 58H35V57H34ZM74 58H75V57H74ZM141 58H142V57H141ZM148 58H149V57H148ZM158 58H159V59H158ZM179 58H183V57H179ZM184 58H186V56H185ZM86 59H87V58H86ZM99 59H100V58H99ZM151 59H152V58H151ZM173 59H174V58H173ZM203 59H205V58H203ZM207 59H208V58H207ZM207 59H205V60H207ZM262 59H263V58H262ZM174 60H175V59H174ZM84 61H85V60H84ZM98 61H99V60H98ZM109 61H110V60H109ZM120 61H121V60H120ZM161 61L163 62V60H161ZM168 61H170V60H168ZM168 61H167V63H168ZM179 61H181V59H179ZM188 61H189V60H188ZM190 61H192V60H190ZM262 61H264V59H263ZM121 62H122V61H121ZM149 62H150V61H149ZM152 62H153V61H152ZM184 62H187V61H184ZM64 63H65V62H64ZM82 63H83V62H82ZM171 63H174V62H171ZM171 63L169 62L167 65H169V64H171ZM179 63H180V62H179ZM145 64H146V63H145ZM150 64H151V63H150ZM154 64H156V62H154ZM174 64H175V63H174ZM198 64H199V63H198ZM262 64H263V65H262V68L264 69V67H263V66H264V63H262ZM84 65H85V64H84ZM98 65H99V64H97V66H98ZM151 65H152V64H151ZM157 65H158V64H157ZM164 65H165V64H164ZM181 65H182V63H181ZM238 65H239V64H238ZM257 65H258V64H257ZM257 65H256L255 67H257ZM121 66H122V65H121ZM152 66H153V65H152ZM169 66H170V65H169ZM174 66H176V65H174ZM178 66H179V65H178ZM195 66L197 67V65H195ZM195 66H194V68H195ZM222 66H223V65H222ZM246 66H247V65H246ZM259 66L261 67V63H260ZM259 66H258V67H259ZM89 67H90V66H89ZM147 67H148V66L146 65V68H147ZM154 67H155V66H154ZM154 67H153V68H154ZM158 67H159V66H158ZM158 67L156 66L155 68L158 69ZM161 67H162V66H161ZM215 67H216V65H215ZM258 67H257V68H258ZM115 68H116V67H115ZM127 68H128V67H127ZM127 68H126V69H127ZM143 68H144V67H143ZM171 68H172V67H171ZM171 68H170V69H171ZM211 68H213V67H211ZM235 68H236V67H235ZM241 68H242V67H241ZM247 68H248V67H247ZM126 69H125V70H126ZM131 69H132V68H131ZM172 69H174V67H173ZM175 69H176V68H175ZM196 69H197V68H196ZM209 69H210V68H209ZM226 69H227V68H226ZM226 69H225V70H226ZM237 69H238V68H237ZM248 69H249V68H248ZM263 69H260V70H263ZM128 70H129V68H128ZM161 70H162V69H161ZM211 70H212V69H211ZM211 70L208 71V74L211 72ZM225 70H223V71H225ZM233 70H234V69H233ZM238 70H239V69H238ZM243 70H244V69H243ZM243 70L241 69V71H243ZM253 70H254V69H253ZM256 70H257V69H256ZM256 70H255V72H256ZM260 70H259V71H260ZM129 71H130V70H129ZM132 71H133V70H132ZM132 71H131V72H132ZM148 71H150V70H148ZM217 71H218V70H217ZM227 71H228V69H227ZM241 71H240V72H241ZM263 71H264V70H263ZM263 71H262V72H263ZM165 72H166V71H165ZM169 72H170V71H169ZM169 72H168V73H169ZM195 72H196V71H195ZM225 72H226V71H225ZM262 72H261V73H262ZM125 73H127V72H125ZM129 73H130V72H129ZM153 73H154V72H153ZM213 73H214V72H213ZM213 73H212V75H213ZM217 73H221V72H217ZM222 73L226 75L228 72H226V73L222 72ZM235 73H236V72H235ZM243 73H246V71L243 72ZM243 73H242V74H243ZM250 73H251V72H250ZM55 74L57 75V73H55ZM55 74H54V75H55ZM121 74H122V73H121ZM214 74H215V73H214ZM233 74H234V73H233ZM233 74H232V75H233ZM236 74H238V73H236ZM240 74H241V73H240ZM258 74H260V73L257 72V75H258ZM56 75H55V76H56ZM117 75H119V74H117ZM127 75H128V74H127ZM149 75H150V74H149ZM152 75H153V74H152ZM216 75H217V74H216ZM221 75H222V74H220V78L223 77V76L221 77ZM225 75H224V76H225ZM230 75H231V74H230ZM232 75H231V76H232ZM243 75H244V74H243ZM250 75H251V74H250ZM260 75H261V74H260ZM262 75H263V76H262ZM262 75H261V76H256V73H255V78H257V77H259V78L256 79V82H255V80H254V83H257V82H259V81H262V80H263V77H264V72H263ZM16 76H17V75H16ZM120 76H121V75H120ZM153 76H154V75H153ZM208 76H209V75H207L205 79H207ZM237 76H238V75H237ZM237 76L235 75L234 77H233V76H232V77H233V78L236 77V79H240V80L242 79V77H241V78H237ZM244 76H245V75H244ZM251 76H252V75H251ZM48 77H49V76H48ZM56 77L58 78V76H56ZM56 77H55V78H56ZM59 77H60V76H59ZM154 77H155V76H154ZM212 77H213V76H212ZM212 77H211V78H212ZM216 77H219V75L216 76ZM216 77H215V78H212V79L214 80V79H216ZM260 77L262 78V80H261ZM49 78H50V77H49ZM110 78H111V77H110ZM125 78H126V76H125ZM202 78H204V77H202ZM220 78H219V79H220ZM226 78H227V77H226ZM255 78H254V79H255ZM50 79H51V78H50ZM63 79H64V78H63ZM209 79H210V77H209ZM209 79H208V80H209ZM222 79H223V78H222ZM228 79H229V78H228ZM258 79H260V80L258 81ZM46 80H47V79H46ZM52 80H53V79H52ZM156 80H157V79H156ZM201 80H202V79H201ZM208 80H207V81H208ZM210 80H211V79H210ZM216 80H217V82L219 81L218 79H216ZM233 80H234V79H233ZM242 80H244V79H242ZM203 81H206V80H203ZM203 81H202V82H203ZM228 81H229V80L226 79V82H228ZM236 81H237V80H235V82H236ZM244 81H245V80H244ZM263 81H264V80H263ZM7 82H8V81L6 80V83H7ZM143 82H144V81H143ZM202 82H201V84L203 85ZM212 82H213V81H212ZM215 82H216V81H215ZM219 82H220V81H219ZM219 82H218V83H219ZM235 82L231 83V81H229L228 83H231V85H232V84L235 85V84H234ZM245 82H246V81H245ZM2 83H4V82H2ZM145 83H146V82H145ZM213 83H214V82H213ZM220 83H221V82H220ZM220 83H219V84H220ZM222 83H223V81H222ZM240 83H241V81H240ZM240 83H239V85H240ZM242 83H243V82H242ZM259 83H260V82H259ZM259 83H258V84H259ZM261 83H262L261 85L263 86V82H261ZM30 84H32V83H30ZM154 84H155V83H154ZM154 84H153V85H154ZM206 84L209 85V83H206ZM215 84H216V83H215ZM223 84H224V83H223ZM236 84H238V82H237ZM33 85H34V84H33ZM59 85H60V84H59ZM65 85H66V84H65ZM70 85H71V84H70ZM90 85H91V84H90ZM135 85H136V83H135ZM221 85H222V84H221ZM249 85H250V84H249ZM255 85H256V84H255ZM0 86H3V85H0ZM9 86H10V85H9ZM9 86H8V88H9ZM148 86H149V85H148ZM148 86H147V87H148ZM199 86H200V85H199ZM205 86H206V85H205ZM243 86H244V85H243ZM247 86H248V85H247ZM262 86H261V87H262ZM34 87H36V86L34 85ZM134 87H135V86H134ZM201 87H202V86H201ZM203 87H204V86H203ZM223 87H225V85H224ZM230 87H232V86H230ZM235 87H236V85H235ZM240 87H241V86H240ZM240 87H238V88L240 89ZM244 87H246V85H245ZM244 87H241V88L244 89ZM248 87H249V86H248ZM4 88L6 89V87H4ZM51 88H53V87H51ZM60 88H62V86H61ZM188 88H189V87H188ZM209 88H210V87H209ZM209 88H208V89H209ZM226 88H227V87H226ZM226 88H225V90L228 89V88H227V89H226ZM233 88H234V86H233ZM233 88H232V89H233ZM238 88H235L236 91H237ZM246 88H247V87H246ZM246 88H245V89H246ZM262 88H264V87H262ZM57 89H58V88H57ZM64 89H65V88H64ZM113 89H114V88H113ZM139 89H140V88H139ZM200 89H201V88H200ZM206 89H207V87H206ZM221 89H222V88H221ZM232 89L229 90V91L231 92L230 95H233V94H234L233 92H234L235 90L233 89L234 91L232 92ZM259 89H260V88H258L257 95H258V93L261 91V89H260V90H259ZM9 90H10V88H9ZM9 90H8V91H9ZM35 90H36V89H35ZM47 90H48V89H47ZM196 90H197V89H196ZM201 90H202V89H201ZM216 90H217V87H216ZM246 90H249V88H247ZM39 91H40V90H39ZM48 91H49V90H48ZM50 91H51V90H50ZM197 91H198V90H197ZM204 91H205V89H204ZM204 91H203V92H204ZM206 91H207V90H206ZM206 91H205L204 93H205V94H206V93L208 94L209 90H208V92H206ZM219 91H221L222 93H226L228 90H227V91H224V90L222 91V90L219 89ZM263 91H264V90H262V92H263ZM33 92H34V91H32V93H33ZM46 92H47V91H46ZM51 92L53 93V91H51ZM51 92H50L49 94H51ZM59 92H61V91H59ZM115 92H116V90H115ZM199 92H200V90H199ZM221 92H220V93H221ZM12 93H13V92H12ZM34 93L36 94V92H34ZM34 93H33V94H34ZM61 93H62V92H61ZM180 93H181V92H180ZM211 93H213V92H211ZM260 93H261V92H260ZM260 93H259V94H260ZM8 94H9V93H8ZM33 94H32V95H33ZM122 94H123V93H122ZM122 94H121V95H122ZM39 95H40V94H39ZM227 95H229V94L227 93ZM230 95H229V96H230ZM260 95H261V94H260ZM260 95H258V98H260V97H259ZM262 95L264 96V93H263ZM262 95H261V97H262ZM35 96H38V95H35ZM40 96H41V95H40ZM47 96H48V95H47ZM49 96H50V95H49ZM91 96H92V95H91ZM194 96H195V95H194ZM198 96H199V95H198ZM200 96H201V94H200ZM208 96H209V94H208ZM222 96H224V95H222ZM222 96H221V98H222ZM229 96H228V97H229ZM41 97H42V96H41ZM60 97H61V96H60ZM195 97H196V96H195ZM203 97H205V96H203ZM203 97H198V98H203ZM209 97H211V99H215V98H216V97L213 98V95H212V96H209ZM228 97L226 98V95H225V100H227ZM33 98H34V97H33ZM33 98H32V99H33ZM50 98H51V96H50ZM52 98H54V97H52ZM89 98H90V97H89ZM218 98H220V97H218ZM231 98H232V97H231ZM13 99H14V98H13ZM29 99H30V98H29ZM32 99H31V100H32ZM149 99H150V98H149ZM223 99H224V97L222 98V100H223ZM229 99H230V98H229ZM260 99H261V98H260ZM92 100H93V98H92ZM120 100H121V99H120ZM193 100H194V99H193ZM202 100H203V99H202ZM216 100H217V99H216ZM230 100H231V99H230ZM261 100L264 101V100H263V97H262ZM261 100H257V103H258L259 101H261ZM2 101H3V100H2ZM2 101L0 100V102H2ZM4 101H5V100H4ZM53 101H54V99H53ZM57 101H58V100H57ZM73 101H74V100H73ZM124 101H125V100H124ZM195 101H196V100H195ZM211 101H212V100H211ZM213 101L215 102V100H213ZM232 101H233V100H232ZM232 101H231V102H232ZM11 102H12V101H11ZM15 102H16V101H14L13 105L15 104ZM35 102H37V101H35ZM62 102H63V101H62ZM88 102H89V101H88ZM17 103H18V102H17ZM32 103H33V102H32ZM195 103H196V102H194V104H195ZM205 103H208V100H207V102H205ZM205 103H204V104H205ZM233 103H234V102H233ZM7 104H8V103H7ZM35 104H38V103H35ZM35 104H34V105H35ZM64 104H65V103H64ZM204 104L202 103L201 106L204 107ZM216 104H217V103H216ZM229 104H230V105H228V107L232 106V105H231L232 103H229ZM234 104H235V103H234ZM234 104H233L232 107H234ZM4 105H5V102H4ZM16 105H17V104H16ZM50 105H51V104H50ZM196 105H198V104H196ZM209 105H210V104H209ZM211 105H212V104H211ZM218 105H219V101H218L217 107H218ZM258 105L260 106L259 109L264 110V109L262 108V107H263L262 104H261V105L258 104ZM263 105H264V103H263ZM10 106H12V105H10ZM41 106H44L43 108H47V107H49V108H50V110H49V114H48V113H47V114L50 115V113H51V112H50V111H51V107L48 106V105H47V107H46V105H41ZM52 106H53V105H52ZM57 106H58V104H57ZM57 106H56V107H57ZM62 106H63V105H62ZM186 106H187V105H186ZM186 106H185V107H186ZM193 106H194V105H193ZM240 106H241V105H240ZM240 106H239V109H241ZM242 106H243V105H242ZM254 106H255V107H254L255 110L257 111V109H258L259 106L257 107V106H256V103H255ZM261 106H262V107H261ZM0 107H1V106H0ZM3 107H4V106H3ZM6 107H7V106H6ZM6 107H5V108H6ZM21 107H22V106H21ZM21 107H20L19 110H21ZM23 107H26V106L23 104ZM35 107H38V106L35 105ZM39 107H40V105H39ZM39 107H38V108H39ZM71 107H72V105H71ZM116 107H117V106H116ZM129 107H130V106H129ZM187 107H188V106H187ZM203 107H202V108H203ZM208 107H209V106H208ZM228 107H227V108H228ZM232 107H230V108H232ZM235 107H237L236 104H235ZM256 107H257V109H256ZM7 108L10 109V107H7ZM18 108H19V107H18ZM18 108H16V109L18 110ZM43 108H39L41 112L43 111V110H41V109H43ZM49 108H47V109H49ZM72 108H73V107H72ZM188 108H192V106H191V107H188ZM188 108L185 109V110H186V111H187V110H190V109H188ZM199 108H200V107H199ZM211 108H213V107H211ZM237 108H238V107H237ZM237 108H234V109H235V110H234L235 112H236V109H237ZM245 108H247V106H246ZM250 108H251V107H249V109H250ZM252 108H253V107H252ZM254 108H253V111H255ZM23 109H24V108H22V110H23ZM25 109H26V108H25ZM25 109H24V110H25ZM28 109H29V108H28ZM53 109H55V108H53ZM92 109H93V107H92ZM208 109H209V108H208ZM208 109H206V110H208ZM214 109H215V108H214ZM214 109H212V110H214ZM5 110H6V109H5ZM5 110H4V111H5ZM32 110H33V109H32ZM55 110H56V109H55ZM60 110H61V109H60ZM73 110H74V109H73ZM125 110H126V109H125ZM191 110H192V109H191ZM198 110H199V109H198ZM203 110H204V109H203ZM231 110H232V109H231ZM231 110L229 111V109H228V112L230 113ZM262 110H260V111H262ZM2 111H3V110H2ZM6 111H8V110H6ZM6 111H5V112H6ZM53 111H54V110H53ZM57 111H58V110H57ZM57 111H56V112H57ZM64 111H65V110H64ZM74 111H75V110H74ZM186 111H185V112H186ZM209 111H210V110H209ZM215 111H216V110H215ZM241 111L243 112V108H242ZM247 111H248V109H247ZM260 111H259V112H260ZM0 112H1V110H0ZM5 112H4V113H5ZM18 112H20V111H18ZM29 112H30V109H29ZM41 112H40V113H41ZM46 112H48V111H46ZM61 112L64 113L63 111H61ZM65 112H66V111H65ZM119 112H120V111H119ZM173 112H174V111H173ZM188 112H189V111H188ZM245 112H246V111H245ZM245 112H243V113H245ZM257 112H258V111H257ZM257 112H256V113H257ZM21 113H22V112H21ZM23 113H24V111H23ZM57 113H59V112H57ZM127 113H130V111L127 112ZM196 113H197V112H196ZM199 113H200V115H201V112H199ZM239 113H240V111H239ZM239 113H237V114H239ZM260 113H261V112H260ZM263 113H264V112H262L261 114L263 115ZM1 114H2V113H1ZM15 114H17V112H16ZM25 114H26V113H25ZM25 114H24V116H22L23 120H24V118H25ZM42 114H43V112H42ZM82 114H84V113H82ZM82 114H81V115H82ZM125 114H126V113H125ZM132 114H133V113H132ZM186 114H187V113H186ZM193 114H194V113H193ZM203 114H205V113H203ZM234 114H235V113H234ZM241 114H242V113H241ZM258 114H259V113H258ZM4 115H5V114H4ZM8 115H9V114H8ZM19 115H22V114H19ZM19 115H16V116H19ZM33 115L35 116V114H33ZM52 115H53V114H52ZM64 115H65V114H64ZM69 115H70V114H69ZM84 115H85V114H84ZM174 115H175V113H174ZM187 115H189V114H187ZM194 115H195V114H194ZM206 115H207V113H206ZM262 115H261V116H262ZM2 116H3V115H2ZM13 116H15V115H13ZM16 116H15V117H16ZM43 116H46V115H43ZM43 116H42V117H43ZM50 116H51V115H50ZM190 116H191V115H190ZM198 116H199V115H198ZM198 116H197V119H198ZM202 116H203V115H202ZM202 116H201V117H202ZM207 116H208V115H207ZM207 116L204 115L203 118L206 119ZM211 116H212V115H211ZM211 116H210V117H211ZM213 116H214V114H213ZM232 116H233V115H232ZM257 116L261 117L260 115H257ZM263 116H264V115H263ZM4 117H5V119H6V118L9 119V118H8L9 116H8V117L4 116ZM10 117H11V116H10ZM26 117H27V116H26ZM40 117H41V116H40ZM42 117H41V118H42ZM46 117H47V116H46ZM46 117H44V120H47ZM52 117H53V116H52ZM54 117H57V116L55 115ZM67 117H68V116H67ZM69 117H71V115H70ZM74 117H75V116H74ZM112 117H113V116H112ZM115 117H116V116H115ZM115 117H114V118H115ZM182 117H183V116H182ZM188 117H189V116H188ZM194 117H196V116H194ZM201 117H199V118H200L201 120H203V118H201ZM1 118H2V117H1ZM13 118H14V117H12V119H13ZM22 118H21V120H22ZM31 118H32V117H31ZM35 118H36V117H35ZM75 118H76V117H75ZM79 118H80V117H79ZM126 118H127V117H126ZM190 118H192V116H191ZM211 118H212V117H211ZM241 118H242V117H241ZM262 118L264 119V117H262ZM71 119H73V118H71ZM71 119H68V120H71ZM77 119H78V118H77ZM187 119L189 120V118H187ZM13 120H14V119H13ZM17 120H18V119H16V121H17ZM49 120H50V119H49ZM49 120H47V121H49ZM54 120H55V119H54ZM54 120H52V121H54ZM56 120H57V119H56ZM117 120H118V119H117ZM127 120H128V119H127ZM179 120H180V119H179ZM198 120H199V119H198ZM201 120H200V121H201ZM2 121H6V120H3V118H2ZM10 121H11V120H10ZM31 121H34V119L31 120ZM71 121L73 122V120H71ZM71 121H70V122H71ZM75 121H76V120H75ZM79 121H80V120H79ZM183 121H184V120H183ZM208 121H210V120H208ZM0 122H1V121H0ZM7 122H8V121H7ZM44 122H46V121H44ZM56 122H57V121H56ZM70 122H69V123H70ZM82 122H83V121H82ZM126 122L128 123V121H126ZM206 122H207V121H206ZM206 122H205V123H206ZM263 122H264V121H263ZM3 123H4V122H3ZM5 123H6V122H5ZM8 123H9V122H8ZM11 123H12V121H11ZM18 123H19V122H18ZM29 123H30V120H29ZM32 123H33V124H31V123H30V124H31V125H34L35 122H32ZM37 123H39V122H37ZM40 123H41V122H40ZM54 123H55V122H54ZM69 123H68V124H69ZM76 123H77V122H76ZM76 123H75V125H76ZM103 123H104V122H103ZM172 123H177V122L174 120ZM202 123H203V121H202ZM205 123H204V124H205ZM43 124H44V123H43ZM57 124H58V123H57ZM187 124H189V125H187ZM210 124H211V122H210ZM263 124H264V123H263ZM5 125H6V124H5ZM8 125H9V124H8ZM12 125H13V124H12ZM22 125H23V128H24V131H26L27 129L25 130V127H26L27 125L24 127L23 121H22ZM36 125H37V124H36ZM36 125H35V126H36ZM46 125H48L47 122H46ZM69 125H70V124H69ZM126 125H127V124H126ZM175 125H176V124H175ZM196 125H197V120L194 118V119H190L189 122H187V121L185 120L184 122H182V123L179 125V127H178V125L176 126V127H178V128H176V129H177V132L174 133V135L172 136V139H173V140H177V142H178L179 152L183 155V157H184V155H187V157H191V155H192V154H191L190 156H188L190 153L193 152V149H194V141H193V138H192V137H195V136H192V137H191V136L188 134V132H190V134H191V133L193 134V132L188 131L187 128H188V126H189V127L194 126V128H196V127H195ZM206 125H207V124H206ZM208 125H209V124H208ZM208 125H207V126H208ZM3 126H4V125H3ZM3 126H2V128L0 127L1 130H4ZM17 126H18V125H17ZM38 126H39V125H38ZM38 126H37V127H38ZM40 126H41V125H40ZM40 126H39V127H40ZM48 126H49V125H48ZM50 126H52V125H50ZM56 126H59V124L56 125ZM56 126H54V127H56ZM66 126H67V125H66ZM105 126H106V124H105ZM173 126H174V124H173ZM198 126H199V125H198ZM223 126H224V125H223ZM4 127H5V126H4ZM10 127H11V125H10ZM18 127H19V126H18ZM18 127H17V128H18ZM42 127H43V126H42ZM42 127H41V128H42ZM54 127H53V128H54ZM59 127H60V126H59ZM63 127H65V126H63ZM67 127H69V126H67ZM70 127H71V125H70ZM113 127H114V126H113ZM169 127H171V126H168V128H169ZM210 127L212 128L211 125H209L208 128L210 129ZM224 127H225V126H224ZM15 128H16V127H15ZM27 128H28V126H27ZM29 128H30V127H29ZM43 128H46V127H43ZM65 128H66V127H65ZM158 128L161 129L160 127H158ZM197 128H199V127H197ZM200 128H201V125H200ZM208 128H207V130H208ZM9 129H10L11 131H13V129H11V128H9ZM9 129H8V130H9ZM31 129H32V128H31ZM47 129H48V128H47ZM47 129H46V130H47ZM58 129H59V128H58ZM58 129L56 128V130H58ZM62 129H64V128H61V130H62ZM66 129H67V128H66ZM73 129H74V128H73ZM73 129H71V130H73ZM114 129H115V128H114ZM171 129H172V128H171ZM171 129H170V130H171ZM202 129H204V126H203ZM202 129H201V130H202ZM8 130H7V131H8ZM15 130H16V129H15ZM68 130H69V129H68ZM68 130H67V132H66V131L63 132V133H65L64 135L68 136V135H67ZM71 130H69V131H71ZM144 130H145V129H144ZM172 130H173V129H172ZM201 130H200V131H201ZM205 130H206V129H205ZM205 130H204V131H205ZM207 130H206V131H207ZM262 130L264 131V129H262ZM27 131H28V130H27ZM37 131H38V130H37ZM37 131H36V132H37ZM47 131H48V130H47ZM59 131H60V129H59ZM108 131H110V130H108ZM108 131H107V132H108ZM156 131H157V130H156ZM158 131H159V130H158ZM187 131H188V132H187ZM192 131H194V130H192ZM263 131H261V132H263ZM19 132H20V130H19ZM43 132H44V131H43ZM49 132H50V131H49ZM55 132H56V131H55ZM55 132H54L53 134H55ZM60 132H61V131H60ZM112 132H113V131H111V134L114 133V132H113V133H112ZM115 132H116V131H115ZM161 132H162V131H161ZM161 132H160V133H161ZM165 132H166V130H165ZM165 132H164V133H165ZM172 132H173V131H172ZM197 132H198V130H197ZM4 133H5V132H3V134H4ZM6 133H8V132H6ZM12 133H13V132H12ZM12 133H11V134H12ZM20 133H23V130H22V132H20ZM39 133H40V131H39ZM61 133H62V132H61ZM77 133H78V132H77ZM201 133L203 134L204 132H201ZM258 133L260 134V136L262 135V133H260V132H258ZM3 134H2V136H3ZM57 134H59V133H57ZM57 134L54 135V136H57L56 138L59 137ZM68 134H69V133H68ZM108 134H109V133H108ZM214 134H215V133H214ZM6 135H7V134H6ZM6 135H5V136H6ZM13 135H15V134H13ZM13 135H12V136H13ZM30 135H31V134H30ZM30 135H29V136H30ZM36 135H38V134H36ZM36 135L34 134V136H36ZM43 135H44V133H43ZM47 135H49V134H47ZM59 135H60V134H59ZM158 135H159V134H158ZM167 135H168V134H167ZM171 135H172V133H171ZM204 135H207V134H204ZM25 136H28V134H26ZM38 136H39V135H38ZM44 136H46V135H44ZM54 136H53V139H55ZM114 136H115V135H114ZM144 136H145V135H144ZM147 136H148V135H147ZM196 136L198 137L197 134H196ZM219 136H220V135H219ZM260 136H259V138H262V137H260ZM262 136H263V135H262ZM21 137H22V136H21ZM40 137H41V136H40ZM48 137L51 138V136H48ZM48 137H47V138H48ZM140 137H142V136H140ZM140 137H139V138H140ZM148 137H149V136H148ZM148 137H147V138H148ZM158 137H159V136H158ZM161 137H162V136H161ZM163 137H164V135H163ZM166 137H167V136H166ZM199 137H200V136H199ZM199 137H198V138H199ZM201 137H205V136H201ZM208 137H209V136H208ZM211 137H212V136H211ZM13 138H15V136H14ZM13 138H12V139H13ZM36 138H38V137H36ZM36 138H35V139H36ZM60 138H62V137H60ZM68 138H69V137H68ZM153 138H155V137H153ZM206 138H207V137H206ZM214 138H215V137H214ZM256 138H257V137H256ZM16 139L19 140V138H17V137H16ZM24 139H25V138H24ZM29 139H30V138H29ZM32 139H34V138L32 137ZM106 139H107V138H106ZM165 139H166V138H165ZM202 139H203V138H202ZM209 139H211V138L209 137ZM250 139H251V138H250ZM250 139H249V141H252V140H253V138H252V140H250ZM37 140H38V139H37ZM39 140H40V143H41V139H40V138H39ZM42 140H43V139H42ZM51 140H52V139H51ZM142 140H143V139H142ZM151 140H152V139H151ZM161 140H162V139H161ZM203 140H204V139H203ZM203 140H201V141H203ZM207 140H208V139H207ZM213 140H216V139H213ZM217 140H218V139H217ZM257 140H259V139H257ZM257 140H256V141H257ZM260 140L262 141V139H260ZM0 141H1V139H0ZM2 141H3V140H2ZM2 141H1V142H2ZM15 141H16V140H15ZM35 141H36V140H35ZM163 141H164V140H163ZM196 141H197V140H196ZM199 141H200V140H199ZM199 141H198V143H199ZM3 142H4V141H3ZM3 142H2V143H3ZM19 142H20V141H19ZM46 142H47V141H46ZM49 142H50V140H49ZM51 142H53V141H51ZM154 142H156V140H154ZM166 142H167V139H166ZM168 142H170V141H168ZM168 142H167V143H168ZM175 142H176V141H175ZM208 142H209V141H208ZM253 142H255V141H252V143H253ZM4 143H5V142H4ZM25 143H26V142H25ZM34 143H35V142H34ZM37 143H38V142H37ZM40 143H39V144H40ZM200 143H201V142H200ZM200 143H199V144H200ZM202 143H203V142H202ZM255 143H256V142H255ZM11 144H12V143H11ZM17 144H19V143H17ZM41 144H42V143H41ZM43 144H44V143H43ZM43 144H42V145H43ZM55 144H56V143H55ZM164 144H165V143L163 142L162 145H164ZM195 144H196V142H195ZM206 144H207V143H206ZM219 144H221L220 141H219ZM257 144H258V143H257ZM257 144H255L256 147H257ZM261 144L264 145V142H262ZM8 145H9V144H7L6 146H8ZM25 145H26V144H25ZM28 145H30V144L28 143ZM37 145H38V144H37ZM44 145H47V144H44ZM44 145H43V148H44ZM52 145H53V144H52ZM93 145H96V144H93ZM157 145H158V143H157ZM167 145H168V144H167ZM167 145H166V146H167ZM196 145H197V147H200V145H199V146H198V144H196ZM202 145H203V144H202ZM204 145H205V144H204ZM217 145H218V143H217ZM248 145H249V144H248ZM4 146H5V145H4ZM13 146H14V145H13ZM13 146H12V147H13ZM18 146H20V144L17 145L16 147L18 148ZM30 146H31V145H30ZM30 146H29V147H30ZM34 146H35V144H34ZM48 146H50V145L48 144ZM166 146H165V147H166ZM205 146H208V145H205ZM255 146H253V147H255ZM258 146H259V145H258ZM2 147H3V145H2ZM16 147H15V148H16ZM21 147L23 148V146H21ZM123 147H124V146H123ZM154 147H155V146H154ZM161 147H162V146H161ZM165 147H164V148H165ZM248 147H250V146H248ZM262 147H263V146H262ZM262 147H259V148H262ZM0 148H1V147H0ZM17 148H16V149H17ZM40 148H41V147H40ZM43 148H42V149H43ZM155 148H156V147H155ZM155 148H154V149H155ZM222 148H224V147L222 146ZM222 148H221V149H222ZM259 148H257V151L261 152V150H259ZM7 149H8V148H7ZM34 149H35V148H34ZM38 149H39V148H38ZM61 149H62V148H61ZM156 149H157V148H156ZM156 149H155V150H156ZM158 149H159V145H158ZM158 149H157V150H158ZM170 149H171V146H170ZM202 149H205V148H202ZM211 149H213V148H211ZM215 149H216V148H215ZM224 149H225V148H224ZM228 149H229V148H228ZM262 149H263V148H262ZM1 150H2V149H1ZM4 150H6V149H4ZM24 150H25V148H24ZM159 150H160V149H159ZM161 150H162V149H161ZM161 150H160V152L156 151V152L154 153V154H155V157H154V158H155V166H158L159 164L161 165V163H164V160H169V159H171L170 156L173 155V152H172V151H168V152H166V154H164V153L161 152ZM163 150H164V149H163ZM195 150L197 151V149H195ZM213 150H214V149H213ZM248 150H249V148H248ZM251 150H252V149H251ZM254 150H255V149H254ZM254 150H253V151H254ZM6 151H7V150H6ZM6 151H4V152H6ZM13 151H14V150H12V152H11V151H10V152L13 153ZM19 151H20V150H19ZM22 151H23V150H22ZM30 151H31V150H30ZM41 151H42V150H41ZM61 151H62V150H61ZM150 151H151V150H150ZM199 151H201L200 148H199ZM208 151H209V148L205 150V152H207V153H208ZM217 151L220 152L221 150L218 149ZM217 151H216V152H217ZM243 151H244V150H243ZM255 151H256V150H255ZM257 151H256V152H257ZM4 152H3V153H4ZM16 152H18V151H16ZM23 152H24V151H23ZM34 152H35V151H34ZM151 152H152V151H151ZM201 152L203 153L204 150H202ZM205 152H204V153H205ZM214 152H215V150H214ZM222 152H223V151H221V153H222ZM259 152H258V153H259ZM262 152H263V151H262ZM262 152H261V153H262ZM39 153H40V152H39ZM47 153H48V152H47ZM49 153H50V152H49ZM199 153H200V152H199ZM202 153H201V154H202ZM224 153H225V151H224ZM243 153H244V152H243ZM258 153H256V154H258ZM0 154H1V153H0ZM13 154H16V153H13ZM26 154H27V151H26ZM31 154H32V153H31ZM43 154H46V153H43ZM150 154H151V153H150ZM197 154H198V153H197ZM197 154H196V156L200 158L199 154H198V155H197ZM201 154H200V155H201ZM216 154H217V153H216ZM222 154H223V153H222ZM222 154H221V156L226 155V154H224V155H222ZM244 154H245V153H244ZM4 155H5V154H4ZM22 155H23V157H24V154H22ZM33 155H35V154H33ZM33 155H30L31 158L33 157ZM36 155H37V153H36ZM38 155H39V154H38ZM38 155H37V156H38ZM40 155H41V153H40ZM48 155H49V154H48ZM193 155H195V154H193ZM227 155H230V154L227 153ZM227 155H226V157H227ZM2 156H3V155H2ZM6 156H9V154L6 155ZM10 156H11V155H10ZM27 156H28V155H27ZM42 156H43V155H41V158H42ZM59 156H60V155H59ZM63 156H64V155H63ZM205 156H207V155H205ZM218 156H219V155H218ZM218 156H216V157H218ZM258 156H262V155L260 154V155H258ZM258 156H257V158L262 159L261 157H258ZM263 156H264V153H263ZM34 157L37 158L36 156H34ZM34 157H33V158H34ZM52 157H53V156H52ZM146 157H147V155H146ZM216 157H215V154H214V158H216ZM12 158H13V157H12ZM18 158H19V157H18ZM26 158H27V157H26ZM44 158H46V157H44ZM49 158H50V157H49ZM61 158H62V157H61ZM80 158H81V157H80ZM148 158H149V157H148ZM192 158H195V157H192ZM206 158H207V157H206ZM223 158H224V157H223ZM223 158H222V159H223ZM228 158H229V157H228ZM1 159H2V158H1ZM1 159H0V160H1ZM3 159H6V157H5V158L3 157ZM28 159H29V156H28ZM37 159H39V158H37ZM55 159H56V158H55ZM184 159H185V157H184ZM186 159H187V158H186ZM188 159H190V158H188ZM208 159H209V158H208ZM224 159H225V160H224ZM224 159H223V160L226 162V158H224ZM263 159H264V158H263ZM7 160L9 161V158H8ZM11 160H12V159H11ZM13 160H15V157H14ZM16 160H17V158H16ZM16 160H15V161H16ZM19 160H20V159H19ZM58 160H59V159H58ZM193 160H194V159H192V161H193ZM203 160L206 161V159H203ZM211 160H212V159H211ZM254 160H255V159H254ZM4 161H5V160H4ZM21 161H22V160H21ZM39 161H40V160H39ZM190 161H191V160H190ZM262 161H264V160H261V162H262ZM2 162H3V161H2ZM2 162H1V163H2ZM5 162H6V161H5ZM13 162H14V161H13ZM16 162H17V161H16ZM16 162H15V163H16ZM186 162H187V161H186ZM193 162H195V160H194ZM198 162H199V161H198ZM198 162H196V165H197ZM201 162H202V160H201ZM201 162H200V163H201ZM217 162H218V161H217ZM220 162H222V161H221V158H220ZM254 162H255V161H254ZM256 162H257V161H256ZM6 163H7V162H6ZM6 163H5V164H6ZM9 163H12V162L10 161ZM18 163H19V161H18ZM147 163H148V162H147ZM147 163H145V164H147ZM188 163H189V160H188ZM205 163H206V162H205ZM212 163H213V162H212ZM223 163H224V162H223ZM223 163H222V164H223ZM12 164H13V163H12ZM20 164H22V163L20 162ZM20 164H19V165H20ZM36 164H37V161H36ZM148 164H149V163H148ZM152 164H153V163H152ZM190 164H191V163H190ZM194 164H195V163H193V165H194ZM209 164H210V163H209ZM225 164H226V163H225ZM225 164H224V166H225ZM262 164H263V163H262ZM262 164H261V165H262ZM160 165H159V166H160ZM207 165H208V164H207ZM210 165H211V167L213 166L212 164H210ZM217 165H218V164H217ZM219 165H220V164H219ZM254 165H255V164H254ZM9 166H10V165H9ZM17 166H18V164H17ZM39 166H40V165H39ZM152 166H153V165H152ZM194 166H195V165H194ZM200 166H201V165H200ZM200 166H199V168H200ZM215 166H216V163H215ZM220 166L222 167V165H220ZM1 167H3V166H1ZM4 167H5V166H4ZM15 167H16V166H15ZM61 167H62V166H61ZM213 167H214V166H213ZM225 167H226V166H225ZM225 167H224V168H225ZM257 167H259V166H257ZM262 167H264V165H262ZM6 168H8V167H6ZM6 168H5V169H6ZM56 168H57V167H56ZM202 168H204V167L202 166ZM224 168H223V169H224ZM260 168H261V167H260ZM10 169H11V168H10ZM146 169L149 170V167L146 168ZM195 169L197 170V166L195 167ZM207 169H208V167H207ZM215 169H216V168H215ZM217 169H218V168H217ZM217 169H216V170H217ZM3 170H4V168H3ZM13 170H14V168H13ZM153 170H155V168H154ZM198 170H199V169H198ZM210 170H211V169H210ZM219 170H220V169H218V172H221V170H220V171H219ZM60 171H61V170H60ZM62 171H63V170H62ZM62 171H61V172H62ZM69 171H70V170H69ZM161 171H162V170H161ZM225 171H226V170H225ZM0 172H2V171H0ZM12 172H13V171H12ZM58 172H59V171H58ZM134 172H135V171H134ZM176 172H177V171H176ZM187 172H188V171H187ZM189 172H191V171L189 170ZM189 172H188V176H189ZM201 172H202V169H201ZM203 172H204V171H203ZM206 172H207V171H206ZM214 172H216V171H214ZM214 172H213V173H214ZM226 172H227V171H226ZM63 173H64V172H63ZM67 173H68V172H67ZM132 173H133V171H132ZM144 173H145V172H144ZM161 173H163V172H161ZM193 173H194V172H193ZM193 173L191 172V174H193ZM196 173H197V172H196ZM207 173H210V171L208 170ZM2 174H3V173H2ZM68 174H69V173H68ZM148 174H149V172H148ZM216 174H218V173L216 172ZM220 174H221V176H223L222 173H220ZM226 174H227V173H226ZM230 174H231V172H230ZM232 174H233V173H232ZM234 174H236V173H234ZM3 175H4V174H3ZM64 175H65V173H64ZM74 175H76V174H74ZM77 175H78V174H77ZM99 175H100V174H99ZM99 175H97V176H99ZM161 175H162V174H161ZM161 175H160V174H157V177H159V176L161 177ZM196 175H197V174H195V177H196ZM200 175H202V174H200ZM212 175H213V174H212ZM244 175H245V174H243V176H244ZM6 176H7V175H6ZM6 176H5V177H6ZM78 176H79V175H78ZM143 176H144V174H143ZM143 176H142V177H143ZM148 176H149V175H148ZM197 176H198V175H197ZM233 176H234V175H233ZM233 176H232V177H233ZM238 176L240 177V175H238ZM0 177H1V176H0ZM70 177H71V176H70ZM72 177H74V176H72ZM92 177H94V176H92ZM126 177H128V175H127ZM155 177H156V175H155ZM198 177H199V176H198ZM203 177H204V176H203ZM207 177H208V176H207ZM226 177H227V176H225V179H226ZM232 177H231V179H232ZM75 178H76V176H75ZM78 178H80V176H79ZM65 179H66V177H65ZM99 179H100V177H99ZM148 179H149V177H148ZM187 179H189V177H187ZM190 179H194V176H191ZM205 179H206V176H205ZM208 179H209V177H208ZM208 179H207V180H208ZM214 179H215V177H214ZM217 179H218V177H217ZM220 179H221V177H220ZM222 179H223V181H224V177H222ZM227 179H228V177H227ZM231 179H230V180H231ZM234 179H235V177H234ZM237 179H238V177H237ZM262 179H264V176L262 177ZM197 180H198V179H197V177H196V179H195L196 182H194L195 184L198 183ZM209 180H211V179H209ZM232 180H233V179H232ZM235 180H236V179H235ZM244 180H246L245 177H244ZM247 180H248V179H247ZM10 181H11V180H10ZM10 181H9V182H10ZM65 181H66V180H65ZM92 181H93V180H92ZM141 181H142V179H141ZM153 181H154V180H153ZM156 181H157V180H156ZM191 181H192V180H191ZM213 181H214V180H213ZM216 181H218V180H216ZM223 181H222V182H223ZM226 181H227V182H226ZM226 181H225V182H226L227 184H229V183H228V180H226ZM240 181H242V180H240ZM263 181H264V180H262L261 182H263ZM102 182H103V181H102ZM104 182H105V181H104ZM106 182H107V180H106ZM106 182H105V183H106ZM207 182H208V181H206V183H207ZM211 182H212V180H211ZM225 182H224V183H225ZM247 182H248V181H247ZM113 183H114V182H113ZM116 183H118V182H116ZM119 183H121V182H119ZM140 183H141V182H140ZM189 183H190V181H189ZM189 183H188V184H189ZM215 183H216V182H215ZM218 183L220 184V182H218ZM226 183H225V184H226ZM231 183L234 184V182H231ZM236 183H237V182H235V184H236ZM239 183H240V182H239V180H238V183H237V184H239ZM241 183H243V181H242ZM244 183H245V181H244ZM248 183L251 184L250 182H248ZM145 184H146V183H145ZM151 184H152V183H151ZM198 184H199V183H198ZM201 184H202V183H201ZM201 184H200V185H201ZM209 184H210V182H209ZM211 184H213V183H211ZM221 184L223 185V183H221ZM227 184H226V185H227ZM235 184H234L233 186H235ZM141 185H143V184H141ZM146 185H147V184H146ZM206 185H207V184H206ZM222 185H220V186L222 187ZM230 185H231V184H230ZM241 185H244V184H241ZM251 185H252V184H251ZM259 185H260V184H259ZM262 185H263V184H262ZM67 186H68V185H67ZM114 186H115V185H114ZM114 186H113V187H114ZM117 186H118V185H117ZM196 186H197V185H196ZM201 186H202V185H201ZM212 186H213V185H212ZM223 186H225V185H223ZM227 186H228V185H227ZM236 186H237V185H236ZM244 186H246V185H244ZM256 186H257V185H256ZM35 187H36V186H35ZM43 187H44V186H43ZM113 187H111V188H113ZM144 187H145V185H144ZM147 187H149V186H147ZM147 187H146V188H147ZM192 187H193V186H192ZM199 187H200V186H199ZM215 187H216V186H215ZM238 187H239V186H238ZM257 187H260V186H257ZM81 188H82V187H81ZM152 188H153V187H152ZM155 188H156V186H155ZM200 188H202V187H200ZM205 188H207V186H206ZM217 188H218V190H219V187H218V186H217ZM224 188H225V187H224ZM241 188H242V187H241ZM243 188L246 189V187H243ZM243 188H242V189H243ZM247 188H249V186H247ZM250 188H251L250 190H252L253 188H256V187H253V188L250 187ZM150 189H151V187H150ZM156 189H157V188H156ZM202 189H203V188H202ZM202 189H201V190H202ZM214 189H215V188H214ZM233 189L236 190L235 187H234ZM233 189H232V190H233ZM237 189H239V188H237ZM242 189H241V191H242ZM256 189H257V188H256ZM111 190H112V189H111ZM144 190H145V189H144ZM144 190H143V191H144ZM146 190H148V188H147ZM146 190H145V191H146ZM151 190L154 191L153 189H151ZM191 190H193V188H192ZM201 190H198V191H201ZM203 190H204V189H203ZM210 190H211V189H210ZM215 190H216L215 192L218 191L217 189H215ZM222 190H223V188H222ZM225 190H226V189H225ZM260 190H261V189H260ZM81 191H82V190H81ZM113 191H114V190H113ZM145 191H144L143 193H141V196H142V195L145 196V194H144ZM149 191H150V190H149ZM152 191H150V193H153ZM158 191H159V190H158ZM207 191H208V190H207ZM223 191H224V190H223ZM226 191H227V190H226ZM226 191H225V192H226ZM236 191L239 192L240 190H236ZM245 191L248 192L247 190H245ZM262 191H263V190H262ZM107 192H108V191H107ZM107 192H106V194H109V195H110V193H109V192L107 193ZM156 192H157V191H156ZM205 192H206V190H205ZM205 192H204V193H205ZM218 192H219V191H218ZM253 192H255V190H254V191L252 190L251 193H253ZM263 192H264V191H263ZM41 193H42V192H41ZM70 193H72V192H70ZM146 193H147V194H146V197H147V198H150V196L152 197L151 194H148V191H147ZM157 193L159 194V192H157ZM200 193H201V192H200ZM200 193H198V195H199ZM204 193H203V194H204ZM236 193H237V192H236ZM217 194H218V193H217ZM217 194H216V195H217ZM230 194H231V193H230ZM238 194H239V193H238ZM73 195H74V194H73ZM148 195H150V196L148 197ZM153 195H155V194H153ZM156 195H157V194H156ZM200 195H201V196H200V199H202L203 197H205V196L202 197V194H200ZM219 195H220V198H221V193H220ZM219 195H217L216 197H218ZM226 195L228 196V193H227V192H226ZM242 195H243V197H246V196H244V195H245V192H244L243 194H241V196H242ZM247 195H248V194H247ZM252 195H253V197H255L254 194H252ZM256 195H257V193H256ZM15 196H16V195H15ZM20 196H22V195H20ZM125 196H126V195H125ZM130 196H131V195H130ZM136 196H137V194H136ZM136 196H135V197H136ZM192 196H193V195H192ZM227 196H226V199L229 198V197H227ZM239 196H240V195H239ZM239 196H238V197H239ZM18 197H19V196H18ZM43 197H44V198H47L46 196H43ZM49 197H50V196H49ZM51 197H53V196H51ZM51 197H50V199H51ZM72 197H73V196H72ZM74 197H75V196H74ZM76 197H78V196H76ZM104 197L106 198V196H104ZM104 197H102L101 199H103ZM138 197H139V196H138ZM154 197H155V196H154ZM196 197H197V196H195V198H196ZM198 197H199V196H198ZM198 197H197V198H198ZM201 197H202V198H201ZM214 197H215V196H214ZM235 197H236V196H235ZM238 197H237V199H238ZM0 198H1V197H0ZM6 198H7V200H8V197H5V199H4L5 201H6ZM16 198H17V197H16ZM55 198H56V197H54V199H55ZM129 198H130V197H129ZM195 198H194V199H195ZM205 198H208V197H205ZM241 198H242V197H241ZM257 198H258V197H257ZM257 198H256V199H257ZM259 198H260V197H259ZM263 198H264V197H263ZM78 199H79V197H78ZM84 199H85V198H84ZM138 199H139V198H138ZM140 199H141V198H140ZM150 199H151V198H150ZM211 199H212V198H210V200H211ZM237 199H236V200H237ZM242 199H243V198H242ZM248 199L251 200V197H249ZM51 200L53 201V198H52ZM60 200H62V199H60ZM60 200H58V201H60ZM104 200H105V199H104ZM106 200H107V199H106ZM108 200H109V199H108ZM121 200H122V199H121ZM129 200H130V199H129ZM129 200H128V202H129ZM134 200H135V199H134ZM136 200H137V199H136ZM197 200H198V199H197ZM205 200H206V199H205ZM216 200H217V198H216ZM219 200H220V199H219ZM231 200H232V199H231ZM240 200H241V199H240ZM243 200H245V198H244ZM243 200H242V201H243ZM14 201H15V200H14ZM25 201H27V200H25ZM46 201H47V199H46ZM52 201H51V202H52ZM130 201H132V202H129V203H133V202H135V201H133V200H130ZM138 201H139V200H138ZM200 201H201V200H200ZM200 201H199V202H200ZM229 201H230V200H228V203H230ZM10 202H11V201H10ZM55 202L58 203V204H60L59 202H57V198H56V201H55ZM55 202H54V203H55ZM107 202H108V201H107ZM107 202H105L104 205H106ZM121 202H122V201H121ZM121 202H120V204H121V206H123V205H122L123 202H122V203H121ZM141 202L144 203V204H146L148 201H147L146 203H145V201H141ZM201 202H202V204L199 203L200 206L203 205V204H205V203H203V201H201ZM204 202H206V201H204ZM216 202H218V200H217ZM220 202H221V201H220ZM222 202H223V201H222ZM222 202H221V204H222ZM224 202H226V201H224ZM232 202H234V201H232ZM238 202H240V201H238ZM257 202H258V199H257ZM263 202H264V201H263ZM56 203H55V204H56ZM61 203H62V202H61ZM137 203H140V202H137ZM149 203H150V202H149ZM188 203H189V201H188ZM196 203H197V202L195 201L193 204L196 205ZM211 203H212V202H211ZM218 203H219V202H218ZM234 203H237V202H234ZM245 203H246V204H249L250 202H249V203L245 202ZM258 203H259V202H258ZM124 204H125V203H124ZM144 204H143V205H144ZM206 204H207V203H206ZM206 204L204 205V208H205ZM214 204H215V200H214ZM237 204H239V203H237ZM250 204H251V203H250ZM254 204H256V203L254 202ZM24 205H25V204H24ZM24 205H23V206H24ZM33 205H34V203H33ZM35 205H36V204H35ZM51 205H53V204H51ZM51 205H50V203H49V206H51ZM98 205H99V204H98ZM98 205H97V207H98ZM126 205H127L129 208H131V206H130L131 204H130V205L126 204ZM126 205H125V206H126ZM139 205H140V204H139ZM143 205H142V206H143ZM146 205H147V204H146ZM151 205H152V204H151ZM176 205H178V204H176ZM191 205H192V204H191ZM197 205H198V204H197ZM197 205H196V206H197ZM199 205H198V206H199ZM211 205H212V207L214 208L213 204H211ZM256 205H257V207H258V211H259L260 208H259L258 204H256ZM19 206L21 207V205H19ZM19 206H16V207L19 208ZM53 206H54V205H53ZM64 206H65V205H64ZM140 206H141V205H140ZM144 206H145V205H144ZM187 206H188V205H187ZM215 206H218V205H215ZM224 206H225V205H224ZM228 206H229V205H228ZM230 206H231V205H230ZM232 206H233V205H232ZM235 206H236V204H235ZM239 206H241V203H240ZM239 206H238V207H239ZM247 206H248V205H247ZM59 207H60V206H59ZM87 207L90 208L89 206H87ZM123 207H124V206H123ZM123 207H122V208H123ZM132 207H133V206H132ZM208 207H209V206H208ZM218 207H219V206H218ZM220 207H221V205H220ZM222 207H223V206H222ZM225 207H226V206H225ZM14 208H15V207H14ZM61 208H63V206H61ZM69 208H70V207H69ZM69 208H67V209H69ZM88 208H86V209H87L86 211H88ZM98 208H99V207H98ZM104 208H105V207H104ZM104 208H103V210H104ZM106 208H107V206H106ZM106 208H105V209H106ZM126 208H127V207H125V209H126ZM129 208H127V209H129ZM134 208H135V206H134ZM167 208H168V207H167ZM189 208H190V207H189ZM191 208H193L191 211H194L195 209H198V207H197V208L195 207V209H194V206H192ZM200 208L203 209L202 207H200ZM210 208H211V207H210ZM216 208H217V207H216ZM232 208H233V207H232ZM236 208H237V206H236ZM242 208H243V207H242ZM245 208H246V207H245ZM248 208H249V207H248ZM48 209H49V208H47L46 210H48ZM54 209H55V208H54ZM63 209H64V208H63ZM119 209H120V207H119ZM127 209H126V210H122V211H125V212H126ZM141 209H143V208H141ZM174 209H175V208H174ZM201 209H200V210H201ZM228 209H229V207H228ZM22 210H24V209L22 208ZM41 210H42V209H41ZM41 210H40V211H41ZM101 210H102V209H101ZM112 210H114V209H112ZM131 210H132V209H131ZM135 210H140V208L138 209V206H137V209H135ZM146 210H148V208H147ZM198 210H199V209H198ZM210 210H211V209H210ZM216 210H217V209H216ZM218 210H219V212H220V208H219ZM218 210H217V212H218ZM222 210H224V208H223ZM222 210H221V211H222ZM252 210H253V209H251V211H252ZM254 210H255V209H254ZM260 210L262 211V208H261ZM17 211H18V210H17ZM19 211H20V209H19ZM43 211H44V210H43ZM51 211H54V210L51 209ZM69 211H70V210H69ZM106 211H107V210H106ZM120 211H121V210H120ZM140 211H141V210H140ZM144 211H145V210H144ZM163 211H164V210H163ZM169 211L171 212L172 209L169 210ZM176 211L178 212V210H176ZM180 211H181V210H180ZM206 211H207V210H206ZM46 212H48V211H46ZM62 212L64 213L65 211H62ZM125 212H122V213H125ZM148 212L150 213V211H148ZM153 212H155V211H153ZM157 212H158V211H157ZM157 212H156V213H157ZM189 212H190V211H189ZM194 212H195V211H194ZM194 212H193V213H194ZM197 212L200 214V212L197 211V210H196V213H194V214L197 215V214H198ZM201 212H202V211H201ZM224 212H225V211H223V213H224ZM226 212H227V210H226ZM236 212H237V211H236ZM239 212H240V211H239ZM243 212H245V210H243ZM243 212H242V215H244ZM247 212L249 213L250 211H247ZM253 212H254V211H253ZM255 212H257V210H256ZM255 212H254V213H255ZM39 213H40V212H39ZM42 213H43V212H42ZM42 213H40V215H42ZM50 213H51V212H50ZM63 213H62V214H63ZM100 213H101V212H100ZM107 213H108V212H107ZM110 213H111V212H109V214H110ZM113 213H114V212H113ZM118 213H120V212H118ZM118 213H116V214H117V217H116V218L121 219V218H119ZM128 213H132V211L130 212V210H129ZM138 213H139V212H138ZM161 213H162V212H161ZM174 213H176V212H174ZM174 213L171 212V215H174ZM185 213H186V212H185ZM193 213L191 212V215H193ZM208 213H209V212H208ZM208 213H206V214H208ZM211 213H212V210H211ZM213 213H215V210H214ZM221 213H222V212H221ZM223 213H222V214H223ZM263 213H264V211H263ZM263 213L261 212V214H263ZM35 214H36V213H35ZM44 214H46V213H44ZM62 214H61V215H62ZM111 214H112V213H111ZM116 214H114V216H115ZM135 214L137 215L136 212H135ZM151 214H152V213H151ZM165 214L167 215V213H165ZM178 214H179V213H178ZM186 214H188V213H186ZM199 214H198V216H199ZM219 214H220V213H219ZM224 214H225V213H224ZM228 214H229V213H227L226 216H228ZM239 214H240V213H239ZM245 214H246V213H245ZM255 214H256V213H255ZM46 215H48V214H46ZM46 215H44V216H46ZM123 215H124V214H123ZM131 215H133V214H131ZM138 215H139V214H138ZM176 215H177V214H176ZM216 215H217V213H216ZM229 215L231 216V214H229ZM235 215H236V213H235ZM246 215H247V214H246ZM250 215H252V214H250ZM250 215H249V216H250ZM44 216H43V217H44ZM69 216H70V215H69ZM73 216H75V215H73ZM97 216H98V215H97ZM99 216H100V214H99ZM101 216H102V214H101ZM120 216H121V215H120ZM126 216H128V215H126ZM140 216H141V215H140ZM142 216H143V215H142ZM146 216H147V215H146ZM148 216H150V214H148ZM152 216H153V214H152ZM178 216L180 217L181 215H178ZM188 216H189V215H188ZM198 216H197V217H198ZM200 216H202V215L200 214ZM203 216H204V214H203ZM208 216L210 217V213L208 214ZM208 216H207V218H209ZM214 216H215V214H214ZM230 216H229V217H230ZM239 216H240V215H239ZM54 217H55V216H54ZM59 217L61 218V216H59ZM59 217H58V218H59ZM62 217H63V215H62ZM64 217H65V216H64ZM64 217H63V218H64ZM79 217H80V216H79ZM121 217H122V216H121ZM130 217H131V216H130ZM154 217H155V216H154ZM158 217H159V213H158ZM191 217H192V216H191ZM191 217H190V218H191ZM197 217L193 218V219L195 220V223L197 222V221H196V218H197ZM219 217H220V215H219ZM219 217H218V220H219ZM38 218H39V217H38ZM49 218H52V217H49ZM55 218H56V217H55ZM55 218H54V219H55ZM82 218H83V217H82ZM132 218H133V217H132ZM134 218L139 219V216H138V217L136 216V217H134ZM141 218L146 219V221H147V218H145V217H140V220H142ZM148 218H149V217H148ZM173 218L175 219V217H173ZM202 218H204V217H202ZM202 218H201V220H202ZM216 218H217V217L215 216V219H216ZM234 218H235V217H234ZM245 218H246V217H245ZM254 218H255V217H254ZM258 218H259V217H258ZM263 218H264V217H263ZM61 219H62V218H61ZM61 219H60V220H61ZM64 219L66 220V218H64ZM68 219H69V217H68ZM68 219H67V220H68ZM105 219H106V218H105ZM129 219H130V218H129ZM153 219H155V218H153ZM159 219H160V218H159ZM163 219H164V218H163ZM169 219H170V218H169ZM171 219H172V218H171ZM177 219H179V218H177ZM193 219H191V220H193ZM210 219L212 220V223H213V222H214V220H213L214 218L212 219V218L210 217ZM221 219H222V217H221ZM221 219H220V220H221ZM231 219H232V218H231ZM240 219H241V218H240ZM243 219H244V218H243ZM251 219H252V218H251ZM256 219H257V218H256ZM259 219H260V218H259ZM46 220H47V219H46ZM57 220H58V219H57ZM71 220H72V219H71ZM71 220H70V221H71ZM83 220H84V219H83ZM94 220H95V218H94ZM98 220H99V222L103 223V221H101L100 219H98ZM112 220H113V222L115 223L116 219H115V221H114V219H112ZM123 220H125V217H124V219H122L121 221H123ZM127 220H128V219H127ZM130 220H131V219H130ZM181 220L183 221V219H181ZM206 220H207V219L205 218L204 221H206ZM226 220L228 221V219H226ZM226 220H225V221H226ZM235 220H237V219L235 218ZM244 220H245V219H244ZM263 220H264V219H263ZM47 221H48V220H47ZM55 221H56V220H55ZM78 221H80V220H78ZM90 221H91V220H90ZM96 221H97V220H96ZM117 221H118V222H121V221H119V220H117ZM138 221H139V220H138ZM154 221L157 222V223H159L160 220L157 221V218H156V220H154ZM154 221H153V222L151 221V222L154 223ZM165 221H166V220H165ZM168 221H169V220H167V223L165 222V224L167 225L166 227H169L168 225H170V227H171V224H168V223H169ZM179 221H180V219H179ZM179 221H178V222H179ZM189 221H190V220H189ZM231 221H232V220H231ZM231 221H230V222H231ZM254 221H255V219H254ZM260 221H261V220H260ZM13 222H14V221H13ZM41 222H42V221H41ZM41 222H40V223H41ZM48 222H49V221H48ZM59 222H61V221H59ZM83 222H84V221H83ZM113 222H111L110 224L112 225ZM130 222H131V221H130ZM135 222H136V219H135ZM140 222H141V221H140ZM187 222H188V221H187ZM198 222H199V221H198ZM209 222H210V220H209ZM221 222L224 223V217H223V219H222ZM235 222H236V221H235ZM238 222H239V221H238ZM241 222H242V221H241ZM251 222H252V221H251ZM251 222H250V223H251ZM52 223H53V222H52V220H51V224H52ZM55 223H56V222H55ZM55 223H53V224H55ZM64 223H65V222H64ZM67 223H68V221H67ZM70 223H71V222H70ZM101 223H100V225H101ZM128 223H129V221H128ZM137 223H138V222H137ZM161 223H162V222H161ZM170 223H172V221H170ZM184 223H185V221H184ZM189 223H190V222H188V226H189ZM210 223H211V222H210ZM210 223H209V224H210ZM223 223L220 224V222H219L218 224L223 225ZM226 223H227V225H229V224H228L229 221L226 222ZM9 224H10V223H9ZM51 224H50V226H52ZM60 224H61V223H60ZM60 224H58L59 227L61 226ZM74 224H75V223H74ZM81 224H82V223H81ZM97 224H98V223H97ZM97 224H96V225H97ZM108 224H109V223H108ZM115 224H116V223H115ZM121 224H123V223H121ZM138 224H139V223H138ZM138 224H137V226H138ZM155 224H156V223H155ZM172 224H173V223H172ZM180 224H181V223H180ZM191 224H192V226H193L194 223L192 222ZM201 224H202V222H201ZM201 224H200V225H201ZM207 224H208V223H207ZM215 224H216V223H215ZM215 224H214V225H215ZM244 224L246 225L245 222H244ZM251 224L253 225V222H252ZM260 224H262V223H260ZM5 225H7V224H5ZM10 225H11V224H10ZM62 225H63V223H62ZM72 225H73V224H72ZM96 225H95V226H96ZM124 225H125V226H122V227H125V228H126V227H127L126 224H124ZM131 225H132V224H131ZM131 225H130V226H131ZM133 225H134V224H133ZM133 225H132V226H133ZM145 225H146V222H145ZM147 225H149L148 222H147ZM147 225H146V226H147ZM152 225H153V224H152ZM156 225H157L156 227H158V224H156ZM159 225H160V224H159ZM196 225H197V224H196ZM204 225H205V223H203L202 226L204 227ZM216 225H217V224H216ZM220 225H219V226H220ZM232 225H233V224H232ZM32 226H33V225H32ZM32 226H31V227H32ZM46 226H48V225H46ZM46 226H44V229L48 230V229L46 228ZM50 226L48 227L49 229H50ZM56 226H57V225H56ZM56 226H55V227H56ZM97 226H99V224H98ZM102 226H103V225H102ZM106 226H107V225H106ZM120 226H121V225H120ZM132 226H131V227H132ZM134 226H135V225H134ZM140 226H141V225H140ZM154 226H155V225H154ZM160 226H161V225H160ZM162 226H163V224H162ZM164 226H165V225H164ZM172 226H175V225H172ZM177 226H178V224H177ZM210 226H211V224H210ZM224 226H225V225H224ZM224 226H223V227H224ZM250 226H251V225H250ZM2 227H3V226H2ZM12 227H13V224H12ZM12 227L10 226L9 229L12 228ZM15 227H16V226H15ZM52 227H54V226H52ZM52 227H51V228H52ZM57 227H58V226H57ZM57 227H56V228H57ZM76 227L79 229V227H78L77 225H76ZM80 227H81V226H80ZM111 227H112V226H111ZM117 227H118V226H117ZM117 227H116V228H117ZM138 227H139V226H138ZM179 227H180V226H179ZM189 227H190V230H191V225H190ZM189 227H188V228H189ZM193 227H195V224H194ZM193 227H192V228H193ZM203 227H202V229H203ZM227 227H228V226H227ZM230 227H231V226H230ZM230 227H229V228H230ZM235 227L238 228L239 226H234V228H235ZM241 227L243 228V226H241ZM241 227H240V228H241ZM254 227H257V225L254 226ZM262 227H263V225H262ZM262 227H260V228L262 229ZM19 228H20V227H19ZM29 228H30V227H29ZM38 228H39V226H38ZM38 228H37V229H38ZM62 228H63V227H62ZM92 228H93V227H92ZM92 228H91V230H92ZM120 228H121V227H120ZM129 228H130V227H129V225H128V229H129ZM133 228H134V227H133ZM133 228H132V229H133ZM145 228H146V227H145ZM148 228H149V227H148ZM152 228H154V227H152ZM152 228H150V229H152ZM173 228H174V227H173ZM175 228H176V227H175ZM184 228H185V227H184ZM197 228H199V227H197ZM207 228H210V227H207ZM207 228H206V229H207ZM211 228H212V227H211ZM234 228H232V229H234ZM260 228H258V229H260ZM263 228H264V227H263ZM6 229H8V225H7ZM27 229H28V228H27ZM27 229H26V232H27V231H30V230H27ZM32 229H33V228H32ZM78 229H77V230H78ZM117 229H119V228H117ZM117 229H116V231H119V230H117ZM134 229H135V228H134ZM139 229L141 230L140 227H139ZM150 229H149V230H150ZM158 229L161 230V228H158ZM171 229H172V228H171ZM200 229H201V228H200ZM202 229H201V231H202ZM206 229H205V230H206ZM213 229L215 230V227H213ZM218 229H219V227H218ZM232 229H231V230H232ZM235 229H236V228H235ZM243 229H245V228H243ZM258 229H257L256 231H259ZM12 230H13V229H11V230H9V231L12 232ZM14 230H15V229H14ZM16 230H19V231H20V229H16ZM38 230H39V229H38ZM38 230H37V231H38ZM42 230H43V227H42ZM42 230H41V231H42ZM46 230H44V233H47V232H48V231H46ZM51 230H52V232H53V229H51ZM51 230H50V231H51ZM54 230H56V229H54ZM74 230H75V229H74ZM82 230H83V229H82ZM96 230H97V229H96ZM110 230H112V229H110ZM110 230H109V231H110ZM121 230H122V228H121ZM129 230H131V229H129ZM146 230H147V228H146ZM149 230H148V231H149ZM152 230H154V229H152ZM155 230H156V229H155ZM155 230H154L153 232H155ZM168 230H169V229H168ZM187 230H188V229H187ZM190 230H189V233H191ZM192 230H193V229H192ZM205 230H204V231H205ZM207 230L209 231V230H212V229H207ZM214 230H213V232H214ZM240 230H241V229H240ZM240 230H236V231H240ZM0 231H2V229H1ZM7 231H8V230H6V232H7ZM9 231H8V232H9ZM32 231H33V230H32ZM32 231H31V232H32ZM35 231H36V228H35ZM50 231H49V232H50ZM56 231H57V230H56ZM56 231H54V232H56ZM58 231H59V230H58ZM68 231H69V230H68ZM88 231L90 232V230H88ZM92 231H93V230H92ZM109 231H108V232H109ZM114 231H115V230H114ZM134 231H135V230H134ZM134 231H133V232H134ZM142 231L144 232V234L142 233ZM148 231H146V232H148ZM150 231H151V230H150ZM161 231H162V230H161ZM165 231H166V229H165ZM194 231H195V230H194ZM204 231H203V232H204ZM215 231H216V230H215ZM236 231H234V232H236ZM243 231H244V230H243ZM247 231H249L248 228H247ZM250 231H251V230H250ZM261 231H264V230H260V232H261ZM8 232H7V233H8ZM15 232H17V231H15ZM31 232H29V235H31V234H30ZM33 232H34V231H33ZM38 232H39V231H38ZM59 232H60V231H59ZM61 232H63V231L61 230ZM61 232H60V233H61ZM70 232H71V231H70ZM72 232H74V231H72ZM82 232H83V231H82ZM108 232H107V234H108ZM119 232H120V231H119ZM126 232H128V231L125 230V232H123V233L121 232L120 234L122 235V234H124V233H126ZM222 232H225V231H222ZM231 232H232V231H231ZM260 232H259V234L257 233L258 236L260 235ZM1 233H2V232H1ZM13 233H14V232H13ZM13 233H11V234L14 236ZM20 233H21V232H20ZM34 233H36L35 235H37V232H34ZM65 233H66V232L64 231V234H65ZM84 233H85V231L83 232V234H84ZM94 233H95V232H94ZM131 233H132V232H131ZM134 233H135V232H134ZM141 233L144 235V237L146 236L145 234H147V233H145L144 230H141ZM148 233H149V232H148ZM165 233H166V232H165ZM196 233H197V232H196ZM211 233H212V232H211ZM216 233H217V231H216ZM255 233H256V232H255ZM26 234H27V233H26ZM26 234H25V235H26ZM38 234H41V233H38ZM57 234H58V233H57ZM61 234H62V233H61ZM64 234H63L62 236H64ZM90 234H91V232H90ZM114 234H115V233H114ZM153 234H154V233H153ZM153 234H152V235H153ZM156 234H157V231H156ZM161 234H162V232H161ZM175 234H177V232H176ZM175 234H174V235H175ZM209 234H210V232H209ZM230 234H231V233H230ZM253 234H254V233H253ZM253 234H252V235H253ZM261 234H262V233H261ZM19 235H20V234H19ZM43 235H46V234H43ZM52 235H53V234H52ZM54 235L56 236V234H54ZM65 235H66V234H65ZM67 235L69 236V234H67ZM121 235H120V239H121ZM197 235H198V234H196V236H197ZM211 235H212V234H211ZM213 235H214V234H213ZM232 235H233V234H231V236H232ZM235 235H236V234H235ZM235 235H233V236H234L233 238H236ZM244 235H246V234L244 233ZM248 235H249V234H248ZM248 235H247V236H248ZM255 235H256V234H255ZM255 235H254V236H255ZM15 236H18V234H16ZM32 236H33V234H32ZM47 236H48V235H47ZM73 236H74V235H72V237H73ZM89 236L92 237V235H89ZM93 236H94V235H93ZM111 236H112V233H111ZM111 236H110V237H111ZM113 236H115V235H113ZM117 236H118V235H117ZM123 236H124V235H123ZM126 236H127V235H126ZM132 236H134V235H132ZM132 236H131V237H132ZM136 236H137V233H136ZM150 236H151V234L149 235V237H150ZM207 236H208V235H207ZM207 236H206V237H207ZM236 236H239V235H236ZM256 236H257V235H256ZM262 236H264V235L262 234ZM1 237H2V236H1ZM1 237H0V238H1ZM4 237H5V236H4ZM21 237H22V236H21ZM29 237H30V236H29ZM33 237H34V236H33ZM43 237H44V236H43ZM57 237H58V236H57ZM60 237H61V236H60ZM72 237H70V238H72ZM90 237H88V238L90 239ZM103 237H105V236L103 235ZM129 237H130V236H129ZM134 237H135V236H134ZM144 237H143V238H144ZM158 237H159V236H158ZM184 237L186 238L185 235H184ZM184 237H183V239H184ZM208 237H209V236H208ZM211 237H212V236H211ZM243 237H244V236H243ZM243 237H242V238H243ZM248 237H249L248 240H252V239H250V238H252L253 236L250 237V235H249ZM248 237H247V238H248ZM23 238H25L24 235H23ZM23 238H22V240H23ZM26 238L28 239V235H27ZM26 238H25V240H26ZM38 238L42 239L41 237H38ZM46 238H47V237H46ZM61 238H63V237H61ZM66 238H68V237H66ZM92 238H94V237H92ZM98 238H101V237H98ZM105 238L107 239V238H109V237H105ZM117 238H118V237H117ZM127 238H128V237H127ZM139 238H140V234H139L138 237H136V240L139 239ZM143 238H142V236H141V240H142ZM151 238H153V237L151 236ZM156 238H157V237H156ZM156 238H155V239H156ZM160 238H161V237H160ZM165 238H167V237H165ZM173 238H174V236H173ZM239 238H240V237H239ZM260 238H261V237H260ZM2 239H3V238H2ZM6 239H7V237H6ZM8 239H9V238H8ZM13 239H14V238H13ZM16 239H17V238H16ZM33 239H34V238H33ZM33 239H32V241H33ZM57 239H58V238H57ZM57 239H55V240H57ZM68 239H69V238H68ZM74 239H75V238H74ZM86 239H87V237H86ZM113 239H114V238H113ZM120 239H118L120 242H121V241H123V242L126 241V240H123V239L120 240ZM131 239H135V238H131ZM131 239H130V240H131ZM144 239H145V238H144ZM177 239H178V236H177ZM187 239H188V237H187ZM199 239H200V237H199ZM230 239L232 240V238H230ZM240 239H241V238H240ZM244 239H246V237H245ZM258 239H259V237H258ZM262 239H263V238H261V240H262ZM9 240H10V239H9ZM14 240H15V239H14ZM34 240H37V239L35 238ZM43 240H44V239H43ZM46 240H48V239H46ZM46 240H44V241H46ZM49 240H50V238H49ZM49 240H48V241H49ZM62 240L64 241V240H65V237H64V239H62ZM87 240H88V239H87ZM90 240H91V239H90ZM90 240H88V241L90 242ZM97 240L99 241V239H97ZM103 240H104V239H103ZM130 240H128V241L130 242ZM136 240H135V241H136ZM139 240H140V239H139ZM141 240H140V241H141ZM145 240H146V239H145ZM147 240H148V239H147ZM150 240H151V239H150ZM165 240H166V239H165ZM165 240H164V241H165ZM167 240H168V239H167ZM181 240H182V238H181ZM206 240H207V239H206ZM209 240H210V239H209ZM238 240H239V239H237V241H238ZM242 240H243V239H242ZM261 240H260V241H261ZM263 240H264V239H263ZM15 241H16V240H15ZM39 241H40V240H39ZM48 241H46V242H48ZM60 241H61V240H59V243L57 242V243H58V244H57L58 246H60V245H59V244H60ZM69 241H70V240H69ZM100 241H101V240H100ZM104 241H106V240H104ZM157 241L159 242V239L156 240V242H157ZM162 241H163V240H162ZM173 241H175V240H173ZM177 241H178V240H177ZM177 241H176V243H177ZM198 241L200 242V240H198ZM210 241H211V240H210ZM240 241H241V240H239V242H240ZM245 241H246V240H245ZM258 241H259V240H258ZM5 242H6V241H5ZM19 242H21V241H19ZM40 242H41V241H40ZM53 242H54V240H53ZM66 242H67V244H68V241H67V240H66ZM116 242H118V241H116ZM116 242H113V243L117 244ZM120 242H119V243H120ZM123 242H122V243H123ZM129 242H127V244H129ZM148 242L150 243V242H152V240H151V241H148ZM156 242H155V244H156ZM166 242H168V243H169V246H170V242H169V240L166 241ZM178 242H179V241H178ZM193 242H195V241H193ZM207 242H209V241L207 240ZM239 242H238V244H239ZM16 243H18V242L16 241ZM23 243H24V242H23ZM34 243H36V242L34 241L33 244H34ZM41 243H42V242H41ZM41 243H40V244H41ZM51 243H52V242H51ZM83 243H84V242H83ZM110 243H111V242H110ZM119 243H118L117 246L120 245ZM122 243H121V244H122ZM132 243H133V241H132ZM145 243H146V242H145ZM162 243H163V245H164V242H161L160 244H162ZM172 243H173V242H172ZM174 243H175V242H174ZM174 243H173V244H174ZM179 243H180V242H179ZM191 243H192V240H191L190 244H191ZM196 243H197V242H196ZM202 243H203V239H202ZM209 243H210V242H209ZM240 243H241V242H240ZM247 243H248V242H247ZM254 243H255V242H254ZM260 243H262V242H259V244H260ZM263 243H264V242H263ZM10 244H11V243H10ZM33 244H32V245H33ZM107 244H109V243H107ZM115 244H113V246H114ZM123 244H124V243H123ZM125 244H126V242H125ZM125 244H124V245H125ZM133 244H134V246H135V243H133ZM158 244H159V243H158ZM173 244H172V245H173ZM180 244H182V243H180ZM180 244H178V245H180ZM203 244H204V243H203ZM203 244H202V247H203ZM205 244H206V243H205ZM207 244H208V243H207ZM221 244H222V243H221ZM232 244H233V243H232ZM236 244H237V242H236ZM252 244H253V241H252ZM12 245H13V244H12ZM12 245H9V246H11V248H13V249H14V248H17V247H13ZM34 245H35V244H34ZM34 245H33V246H34ZM68 245H69V244H68ZM87 245H88V243H87ZM144 245H145V244H144ZM144 245H142V247H143ZM147 245H148V244H147ZM149 245H152V244H149ZM172 245H171V246H172ZM175 245H176V244H175ZM182 245H183V244H182ZM243 245H244V244H243ZM245 245H246V244H245ZM255 245H256V246H255ZM53 246H54V244H53ZM79 246H81V245H79ZM79 246H78V247H79ZM82 246H83V245H82ZM96 246H97V245H96ZM105 246H106V245H105ZM134 246H133L132 249H131V254H132V250L134 249ZM138 246H139V245H138ZM154 246H155V245H154ZM156 246H158V245H156ZM165 246H166V245H165ZM238 246H239V245H238ZM241 246H242V245H241ZM241 246H240V247H241ZM250 246H251V245H250ZM258 246L263 248V246H260V245H258ZM28 247H29V246H28ZM35 247H36V245H35ZM35 247H33V248H35ZM55 247L57 248L56 245H55ZM55 247H54V248H55ZM121 247H122V246H121ZM125 247H126V246H125ZM139 247H140V246H139ZM178 247H179V246H178ZM208 247H209V246H208ZM210 247H211V246H210ZM234 247H237V246L235 245ZM234 247H233V249H235V252H236V250H238L239 248H234ZM244 247H246V246H244ZM251 247H252V246H251ZM251 247H250V248H251ZM253 247H257V242H256V244H254ZM11 248H10V249H11ZM18 248H19V247H18ZM21 248L24 249V247H21ZM33 248H30V249H33ZM36 248H37V247H36ZM50 248H52V247H50ZM64 248H65V247H64ZM67 248H68V247H67ZM89 248H90V245H89V247H88L87 249H89ZM111 248H112V247H111ZM122 248H123V247H122ZM127 248H128V247H127ZM130 248H131V245H130ZM130 248H129V249H130ZM148 248H149V247H148ZM152 248H153V247H152ZM168 248H169V247H168ZM172 248H174V247H172ZM229 248H230V246H229ZM257 248H258V247H257ZM19 249H20V248H19ZM52 249H53V248H52ZM94 249H95V248H93V250H94ZM115 249H116V247H115ZM117 249H118V247H117ZM120 249H121V248H120ZM123 249L126 250V248H123ZM123 249H121V251H123ZM129 249H128V251H130ZM143 249H145V247H144ZM143 249H141L142 252H143ZM158 249H159V248H158ZM163 249H164V248H163ZM163 249H162V250H163ZM179 249H180V248H179ZM182 249L184 250L183 246H182ZM187 249H188V248H187ZM206 249H207V248H206ZM258 249H259V248H258ZM16 250H17V249H15V251H16ZM49 250H50V249H49ZM53 250H54V249H53ZM53 250H52V251H53ZM85 250H86V249H85ZM89 250H90V249H89ZM141 250H140V251H141ZM146 250L148 251L149 249L146 248ZM146 250H145V252H144L143 254L146 253ZM155 250H156V248H155ZM160 250H161V249H160ZM164 250H165V249H164ZM171 250H172V249H171ZM171 250H170V251H171ZM180 250H181V249H180ZM196 250H197V249H196ZM204 250H205V249H204ZM207 250H208V249H207ZM210 250H211V249H210ZM229 250H231V249H229ZM240 250H241V249H240ZM244 250H245V249H244ZM247 250H249V249H247ZM253 250H254V249H253ZM259 250H260V249H259ZM17 251H18V250H17ZM17 251H16V253H17ZM31 251H32V250H31ZM38 251H39V250H38ZM57 251H58V248H57ZM59 251H60V250H59ZM64 251H66V250H64ZM80 251H81V250H80ZM80 251H78V252H80ZM82 251H83V250H82ZM99 251H100V250H99ZM110 251H111V250H110ZM110 251H109V252H110ZM114 251H115V250H114ZM121 251H120V252H121ZM133 251H134V250H133ZM158 251H159V250H158ZM165 251H166V250H165ZM188 251H189V250H188ZM232 251H233V250H231V252H232ZM242 251H243V250H242ZM255 251H256V250H255ZM13 252H14V251H12V249H11V253H13ZM32 252H35V251H32ZM46 252H47V251H46ZM46 252H44V254H46ZM89 252L91 253V251H89ZM105 252H107V250H106ZM111 252H113V251H111ZM118 252H119V250H118ZM118 252H117V253H118ZM123 252H124V253H122V254L120 253V254H118V255H119V256L122 255V257H124V256H129V255H130L128 252H127V253H128L129 255H125L126 252H125V251H123ZM134 252H135V251H134ZM136 252H137V251H136ZM159 252H160V251H159ZM173 252H174V251H172V254H173ZM176 252H177V251H176ZM178 252H179V251H178ZM205 252H206V250H205ZM233 252H234V251H233ZM239 252H240V251H239ZM239 252L237 251V253H235L236 256H237V254H238ZM244 252H246V250H245ZM252 252H253V251H251V254H252ZM256 252H257V251H256ZM263 252H264V251H263ZM1 253H2V252H1ZM11 253H10V254H11ZM38 253H39V252H38ZM50 253H51V251H49V254H50ZM53 253H56L55 250H54ZM59 253H61V252H59ZM96 253H97V252H96ZM114 253H116V252H114ZM114 253H113V254H114ZM155 253L157 254L156 251H155ZM184 253H186V252H184ZM191 253H193V252H191ZM196 253H197V252H196ZM246 253H247V252H246ZM253 253H255V252H253ZM261 253H262V251H261ZM2 254H3V253H2ZM10 254H9V256H10ZM40 254H41V252H40ZM42 254H43V252H42ZM42 254H41V255H42ZM51 254H52V253H51ZM61 254H63V253H61ZM101 254H103V253L101 252L100 255H101ZM105 254H106V253H105ZM107 254H108V253H107ZM109 254H110V253H109ZM109 254H108L107 256H109ZM146 254H147V253H146ZM156 254H155V255H156ZM158 254H159V253H158ZM165 254H166V253H165ZM172 254H171V255H172ZM194 254H195V253H194ZM203 254H204V251H203ZM205 254H206V253H205ZM251 254H250V258H249V260H252V259H251V258H252V257H251ZM11 255H12V254H11ZM35 255H36V254H35ZM37 255H39V254H37ZM73 255H74V254H73ZM77 255H78V254H77ZM103 255H104V254H103ZM123 255H124V256H123ZM147 255H148V254H147ZM159 255H160V254H159ZM163 255H164V254H163ZM181 255H183V254H181ZM184 255H185V254H184ZM207 255H208V253H207ZM211 255H212V254H211ZM211 255H210V256H211ZM238 255H239V254H238ZM255 255H256V254H255ZM259 255H260V254L257 253V256H258V257H259ZM261 255H262V254H261ZM261 255H260V256H261ZM6 256H7V254H6ZM39 256H40V255H39ZM44 256H47V255H43V257H44ZM48 256H49V255H48ZM48 256H47V257H48ZM83 256H84V255H83ZM130 256L135 257L136 255L134 256V254H133V255H130ZM153 256H154V255H153ZM153 256H152V257H153ZM157 256H158V255H157ZM203 256H204V255H203ZM208 256H209V255H208ZM252 256H254V255H252ZM263 256H264V254H263ZM263 256H262V257H263ZM33 257H34V256H33ZM76 257H77V256L74 255V258H76ZM99 257H100V256H99ZM112 257H114V256H112ZM115 257H116V255H115ZM133 257H132L131 259H133ZM136 257H137V256H136ZM138 257H139V256H138ZM140 257H141V255H140ZM148 257H149V256H147V258H148ZM169 257H170V256H169ZM171 257H172V256H171ZM173 257H174V255H173ZM187 257H188V256H187ZM191 257H192V256H191ZM205 257H206V256H205ZM213 257L215 258L216 255H215V256L213 255ZM246 257H247V256H246ZM1 258H2V257H1ZM7 258H8V257H7ZM40 258H41V257H40ZM71 258H72V257H71ZM79 258H80V257H79ZM93 258H95V256H93ZM103 258H104V257H103ZM103 258H101L102 260H101L100 262L103 261ZM105 258H107V257H105ZM108 258H109V257H108ZM116 258H117V257H116ZM124 258L127 259V257H124ZM142 258H143V257H142ZM145 258H146V257H145ZM160 258H162V257H160ZM175 258H176V257H175ZM175 258H174V259H175ZM178 258H179L178 261H180V259H181L182 257L180 258L179 255H178ZM192 258H193V257H192ZM211 258H212V257H211ZM217 258H218V255H217ZM236 258H237V257H235V259H236ZM255 258H256V256H255ZM4 259H5V258H4ZM4 259L2 258L3 261H4ZM9 259H10V257H9ZM19 259H20V258H19ZM19 259H18V260H19ZM47 259H48V258H47ZM49 259H50V257H49ZM52 259H53V258H51L50 261H51ZM54 259H55V258H54ZM54 259H53V260H54ZM82 259L84 260V258H82ZM97 259H98V258H97ZM155 259H156V258H155ZM155 259H154V260H155ZM158 259H159V258H158ZM166 259H167V260H170V259L167 258V256H166ZM174 259H173V260H174ZM201 259H202V258H201ZM208 259H209V258H208ZM208 259H207V261H208ZM235 259H234V263L236 262ZM237 259H238V258H237ZM260 259H261V258H260ZM33 260H34V259H33ZM39 260H40V259H39ZM44 260H46V259H44ZM78 260H79V259H78ZM78 260H77V261H78ZM99 260H100V259H99ZM109 260H110V258H109ZM109 260L106 259V264H107V262H108ZM112 260H113V258H112ZM129 260H130V257H129ZM152 260H153V258H152ZM152 260H151V261H152ZM171 260H172V259H171ZM182 260H183V259H182ZM184 260H186V259L184 258ZM232 260H233V259H232ZM242 260L245 261V258H243ZM246 260H247V259H246ZM257 260H259V258H257ZM263 260H264V258L261 260V262H262ZM5 261H7V260H5ZM9 261H10V260H9ZM20 261H22V260H19L18 263L21 264ZM40 261H41V260H40ZM96 261H97V260H96ZM104 261H105V260H104ZM104 261H103V262H104ZM134 261H137V258H135ZM146 261H147V259H146ZM149 261H150V260H149ZM186 261H188V260H186ZM193 261H194V260H193ZM199 261H200V260H199ZM199 261H197V262L200 264ZM254 261H256V260H254ZM10 262H11V261H10ZM12 262H13V261H12ZM12 262H11V263H12ZM52 262H53V261H52ZM74 262H76V260H75ZM74 262H73V264H74ZM97 262H98V261H97ZM113 262H114V261H113ZM120 262H122V264H123V261H122V260H121ZM128 262L131 263L132 261H128ZM140 262H141V261H140ZM144 262H145V261H144ZM157 262L159 263V260H158ZM169 262H170V261H169ZM190 262H191V260H190ZM197 262H196V264H198ZM201 262H202V261H201ZM211 262H212V261H211ZM220 262H221V261H220ZM226 262H228V261L226 260ZM226 262L224 261V264H225ZM230 262H231V260H230ZM237 262H238V261H237ZM240 262H241V261H240ZM248 262H250V261H248ZM252 262H253V260H252ZM252 262H250V263H252ZM18 263H17V264H18ZM34 263H36V262H34ZM37 263H38V262H37ZM80 263H81V262H80ZM115 263H116V262H115ZM124 263H125V262H124ZM126 263H127V262H126ZM133 263H134V262H133ZM135 263H136V262H135ZM135 263H134V264H135ZM147 263H148V262H146V264H147ZM152 263H153V262H152ZM170 263H171V262H170ZM170 263H168V264H170ZM172 263H173V262H172ZM182 263H183V262H182ZM205 263H206V262H205ZM214 263H215V262H214ZM241 263H242V262H241ZM250 263H249V264H250ZM25 264H26V263H25ZM30 264H31V263H30ZM46 264H48V263L46 262ZM54 264H55V263H54ZM75 264H77V263H75ZM102 264H103V263H102ZM108 264H109V262H108ZM117 264H119V263H117ZM136 264H138V262H137ZM139 264H140V263H139ZM143 264H145V263H143ZM165 264H166V263H165ZM174 264H175V262H174ZM176 264H177V263H176ZM180 264H181V263H180ZM184 264H185V263H184ZM211 264H213V262H212ZM221 264H223V261H222ZM237 264H238V263H237ZM246 264H247V263H246ZM262 264H264V262H262Z\"/></svg>","mask_w":264,"mask_h":264},{"label":"clouds","instance_id":"3","mask_svg":"<svg viewBox=\"0 0 264 264\" xmlns=\"http://www.w3.org/2000/svg\"><path fill=\"white\" fill-rule=\"evenodd\" d=\"M0 264H3V261L2 260H0Z\"/></svg>","mask_w":264,"mask_h":264}]
</instances>
